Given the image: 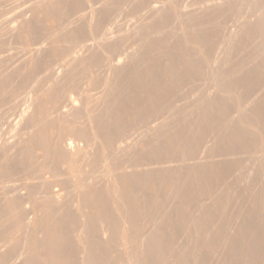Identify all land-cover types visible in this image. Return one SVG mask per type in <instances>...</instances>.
Wrapping results in <instances>:
<instances>
[{
	"label": "bare ground",
	"instance_id": "6f19581e",
	"mask_svg": "<svg viewBox=\"0 0 264 264\" xmlns=\"http://www.w3.org/2000/svg\"><path fill=\"white\" fill-rule=\"evenodd\" d=\"M18 1V0H17ZM16 1V2H17ZM31 1V0H30ZM34 1V0H33ZM37 0H35L34 2H36ZM54 1V0H53ZM52 1V2H53ZM61 1V0H60ZM59 1V2H60ZM63 1V0H62ZM85 1V0H84ZM89 1H91V0H87V8L89 9L88 10V14H87V16L88 17H90V19L92 20V18L93 17H96V15L95 16H93L94 15V13H95V11H96V9H97V6H96V4H95V2H94V0L92 1V2H94V4L92 3L91 4V2H89ZM98 1H100V4L102 3V5L104 4V5H106V2H107V4L110 2V1H106L105 0V3H104V0L102 1V0H98ZM102 1V2H101ZM112 1H116V0H112ZM112 1L109 3L110 4V6H108V8L110 7V8H112L113 6L115 7V5H113L112 7H111V5H112ZM123 0H121V2H122ZM124 1H126V0H124ZM133 1V0H132ZM134 1H137V0H134ZM141 1H144V0H140L138 3L139 4H141ZM146 1V0H145ZM180 1V2H179ZM184 1V0H183ZM190 1V2H189ZM198 1V0H197ZM234 1H236V5H237V0H202L201 2L200 1H198L197 3H196V7H195V3H193V5H194V7H195V9L197 8L199 11H195V10H192L193 12H191V11H189L190 9H192L193 8V5H191V7H190V9L188 10V11H185V7L186 6H189L188 4L189 3H191V2H196V0L195 1H193V0H186V2H188V4H186L185 3V5H182V2H181V0H178L177 2L179 3H177V2H175V0H154V1H151V3H150V1H149V3L146 1V3H148L149 5L147 6V5H144V10L142 9V7H140V9H142L143 10V12H142V14L140 13V10L137 12V10H136V8H138V7H136V4H137V2H136V4L134 3V5H135V9L133 8V5H131V7L134 9H130V8H127L128 6H126V8L124 9V11H126V10H128V11H133V13L135 14L136 12L137 13H140V15H139V17L138 18H136V16H134V18L136 19V20H134V18L132 19V21L134 20L135 22L133 23L134 25V28L133 27H131V29H130V31H132L133 29H134V31L136 30V28H137V26H142V27H144L145 26V24L147 23V21H149L148 23H150L151 22V20L154 18L153 16V14H156L155 15V17L156 16H158L157 14H159L160 13V15L162 14V16H160L161 18H158V19H156L157 21L159 20L160 21V19H161V23L162 22H165L164 21V19H165V15H166V17H168V18H170V17H175V20H178V22L176 23L175 21L173 22L174 24H178L175 28L172 26V24L173 23H170L171 24V26L169 25V24H167V26L169 25V27H173L174 29L172 30L171 29V33H170V31H167L166 29L168 28L169 29V27H165V26H163L162 28H163V30L161 31V29L159 30L158 28H157V32L158 31H160V34L161 33H163L164 34V31L166 30V32L167 33H170V34H168V36L170 35V37L168 38V36H167V34L165 35H163V37H161V35H160V37L159 36H157L158 38H163V40L162 39H158L157 41H156V39L157 38H155V40H154V37H153V35H155L154 33V31L156 30L155 28H153V29H150L149 30V28L151 27V26H149V27H147L148 25L146 24V27L144 28L145 30L143 31V28H142V31H140V29H139V31L138 32H141V34H142V32H149L150 33V35H152L151 34V32L153 31V35L151 36L153 39H151L149 36L147 37L146 36V33H145V35L143 34V37H142V35L141 34H139L140 35V37H142L143 38V41L145 42L144 44H145V46H147L146 48H148V42H146L148 39L150 40H153V41H155L156 43L159 41V40H161V41H166V43L165 44H167V42H170V40L169 39H171L172 40V43L170 44H168V46L166 45H163L164 43H162L161 42V44L163 45V48H164V46L166 47V48H164L165 50H163V54H161L160 52H159V54H161L162 56H165V57H163L164 58V61L166 60L167 61V66L165 67V68H162V69H164V72H168L169 73V75H168V73H165L167 76H168V79H169V76H170V79L169 80H171V83L169 84L168 82H170V81H168L167 83H168V85H170V88H169V90H171V91H166L165 90V88L167 89L169 86H167L164 82H163V84L164 85H166L165 87H164V89H163V86L164 85H161L162 84V78L163 77H165V76H162L161 77V79H160V77H159V75H157V73H155L154 72V74H152L153 72L152 71H148L149 70V68H148V72H152L150 75L151 76H149L148 74V72L146 71H144L145 73H142V74H146V73H148L147 75L149 76H147V75H145V79H143V78H141V80H140V84L138 83V79H139V77H138V79L137 78H134V79H137V83L139 84V86L137 85V83H135V82H132L131 84H129V85H133V83H135V85H137L138 86V89H139V87L141 88L140 89V91H139V93L137 94V95H132V97H131V95H128L129 97H131V98H129L130 100L129 101H127V96L126 95H122L123 97H124V99H121V98H123V97H120V96H115V97H117V99H114V96H112V95H109V93L107 92H105V96H103L104 94H101L100 93V91L102 92L103 91V89H105V87L100 83L99 85H97V82L96 83H90L91 84V86H92V88H93V84L97 87V89L98 88H101L102 86L104 87V88H102V90H100V89H98L99 90V94H101L102 95V97L104 98H106V96H107V94L110 96V99L112 100V97H113V101L115 100H117L116 102L117 103H115V101H114V106H113V108L112 107H107L108 106V104H107V106L105 107V109L106 108H108V109H111L110 111L108 110L107 112L108 113H106V111H105V109H103L102 108V110L103 111H105V114L106 115H108V116H106L104 113L103 114H101L100 112H98L97 113V111H96V107L94 106V105H96V104H94L93 103V101H92V103L94 104H90V101H89V104H90V106L89 107H87V104H88V100L89 99H87V103L86 102H84V104H86V106L84 107V108H90L91 106H94L95 107V109H93L96 113H97V115H96V113H91V109H89V111L87 110V108H86V110L85 109H83L82 111H80V112H82V113H85V116H86V114H87V117L85 118L84 117V115H82L80 112H79V114L81 115V117H84L86 120H87V123H89V126H88V128L89 129H86V127L87 126H85L84 127V129H83V127H82V129H81V127H79V128H76L74 125H76L75 123L73 124V126L71 125V122H75V121H77V119H79V118H81V117H78V115H77V113H78V106H77V104H79V101H82V100H80L82 97L81 96H79V97H81V98H79V101H78V97H77V95L75 94L76 93V91L73 89V88H71V92L70 93H72L73 91H75L73 94H75V96L77 97L76 99H64V98H62L63 100H57V98L56 97H58V99H59V97H62L65 93H66V95H67V92H69L68 91V89H67V91L65 92L64 91V89H65V87L67 88H70V84H68V83H70L71 81H72V74H75L74 72H71V73H69V74H71L70 76H71V78H70V76H69V78H70V80L71 81H67V80H69V79H65V80H63V83L65 84V83H67V85L65 86V87H62V86H57L56 84H55V81H56V83H57V81H60V80H57L56 79V77H52L53 79L55 78V81L53 80V82L52 83H54L55 85H53L52 83H50L51 81H49L48 83H50V85L48 86V87H46V88H48V90L49 91H51L52 93H53V89L55 88V86H57V87H60L61 89H62V92H63V94H61V93H56V94H54L56 91L58 92L59 90H61L60 88L58 89V88H55V89H58V90H55V92L53 93L54 95H56V97L54 96V98H55V101H57L58 103H59V101H60V105H58V107L57 108H53V107H51V110H50V108L48 109V112L47 111H45V109H43V108H45V105H47L46 103H45V105L43 106V105H41V102L39 101V103L38 104H40L39 105V107H43L42 109L44 110L43 111V113H45L44 114V116L43 115H40V113L39 114H37V112L39 111L38 109V107H36V105H35V101L34 100H36V99H33V105H34V111L36 112V113H34V111H32L34 114H36V116H39L40 115V119H36V121L34 122L33 121V123H31V124H33L32 126L30 125V130H27V132H25V134L23 133L21 136H19L20 137V139L22 140H20L19 138V140L21 141V143L23 142V143H25V148H22V147H20V148H22L23 149V152H21L22 154L20 155L19 154V156L20 157H17V159H18V161L20 162L19 164H22V166H24V168L25 169H27V170H31V169H35V171L37 170V168H35L34 166L36 165V167H37V164H38V166H40L41 165V163L43 164H49L50 166H52L51 168H53V170L51 169V168H48V166L46 167L45 165V167H46V169H48V171H54V172H52L51 173V176H48L47 174V176H45L44 174H43V172H42V170H44L45 171V167L43 166V165H41V166H43V168H41V166H40V169H42V170H40V172H42V173H39V171H38V173L39 174H41V175H38V173L37 172H35L34 170H32V172H31V174H30V176H29V174H28V177L27 176H24L26 179L24 180V181H22V179H24V178H22V179H20V181L21 182H19V181H15V180H13V181H11L10 179L9 180H5V178L7 179V175L8 174H11L12 172H14V171H12L11 170V168L10 167H12V166H10V164L9 163H11L10 162V160L14 157V156H17V154H14V153H17V152H19V151H22V149H18V150H14V149H12V148H10L7 152H5L4 154H2L3 155V157H2V155H0V157L2 158H0V166H5V171H4V173H2V175L3 176H6L5 178H3V179H0V198H2L3 200H5V201H7L6 202V204H5V206H3L2 208H1V206H0V248H1V250H3V255H4V264H16L18 261H19V259H21V257H23V261H25L27 264H170L171 262H169V260H165L164 258V256L166 255L165 254V251L166 250H168V248H169V246H170V244H172L171 242H170V240L171 239H167L166 238V235H164L163 234V230H162V226H160L161 225V223H163L165 220L167 221V222H169L167 219H168V217H170V218H172L173 216L171 215V214H173L172 213V211L170 210V208H168L166 205H167V201L165 202L163 199H164V195H163V199H162V201H160V202H158L159 200H160V197L161 196H158V195H161V194H158L157 195V199H158V197H159V200L157 201V203H160V204H156L157 206H161V207H156V205L155 204H152V206L150 207L149 205H151L150 204V200L149 201H147V202H145V199H147L148 200V194L146 195V194H143L142 193V195L141 196H139L140 195V193L141 192H144V190L147 188L146 186V184L148 183V181H152V180H155V181H159L160 183L159 184H162V182L161 181H165L166 180V183L168 182L169 184H167L169 187H171L170 188V191H171V189H173V191H175L174 193H173V191L172 192H170L169 191V189L167 190V191H169V192H166L167 194H171L169 197H171V196H175L176 197V195L177 194H180V196H182L181 198L182 199H184V198H186V199H188V201L189 202H187V201H184V202H186V203H189V204H187L188 206L190 205V209L191 210H188V211H185V212H180V216L181 217H183L182 219L183 220H181V223L179 222V224L178 225H176L175 227H173V226H171V230H172V227H173V229L174 230H176V231H174V230H172L173 232H174V234L175 233H177V235L180 233V231L178 232V230H181V229H185V226H186V228H188L187 230H192L195 234H198L199 232H198V230L200 229L199 228V224H198V222H201L200 220L202 219L203 221H206V218H209L210 217V215H209V217H205V219H203V217H202V214H204V216H206L205 214H206V207H208L209 206V203L208 202H206L207 200L210 202L211 201V203H210V205L211 204H214L213 202H212V200L213 199H215L216 198V201H219V203L218 202H216V203H218V204H220L218 207L215 205V207H217L215 210H214V206L213 205H211V207L213 206L214 208H212L213 209V211H212V213L213 214H215V213H217V215H218V218H215L216 220H218L216 223L217 224H215L216 225V228L217 229H215V226L214 225H212V226H214V228L212 227V229H215L214 231H210V230H212V229H210L209 227H208V231L206 232V233H204L203 231H204V228L202 229V232H203V234L201 235L202 237L200 238V236L199 235H197L198 237H199V239H197L196 237V239L195 238H193L194 240H195V243H196V245H197V243H198V245L197 246H202L203 244L201 243L202 241L203 242H205L204 240H206L209 244H210V242H212L210 245H212V248L214 249V247H215V243L214 242H216V243H218V242H220L219 240H220V237L222 236V232H224L223 231V228H224V230H226V228H228V233L227 234H229V232L231 233V234H229V235H235V234H233L232 233V229L230 228V227H226V226H230V225H232L231 223H233L232 221L234 220V222H235V218H237V220L239 219L240 221L242 220V218L243 217H246V218H243V220L244 219H246V220H244V222L246 223V225H247V228H249L248 227V225H253L254 227H258V226H260L263 230H264V228L262 227V226H264V191L261 189V191L262 192H259L258 190H256V191H258V194H254V193H256V191L253 193V192H251L250 194H251V196L253 195V198H254V196H255V198L253 199L256 203H255V206L258 204V202L257 201H259V205H260V208H259V213L258 214H256L255 213V215H253V217H252V215H249L250 213H249V211H248V213H247V211H245V210H243L242 211V209H243V206H242V209H240V211L238 212V209L237 208H240V207H238V205H237V207H236V209L235 210H233V213H231L230 214V212L229 211H232V210H230V209H233L232 207H230V209H228V207L229 206H233L232 204H235V201L234 200H236V199H234V200H232V196H231V198H229V190L230 191H233V187L235 186V183L233 182L232 184H234V186L233 185H231V178L233 179V177H235L233 174H235V172H236V170H237V172H243V171H249L250 173H252V172H254V174H256V175H258L257 177H259V181L261 182L262 180L264 181V125L262 124L263 122H264V116H263V110L262 111H260L262 108L260 107V109L259 110H257L256 109V105H254L255 106V109L254 108H252V107H254V106H251V113H253V109L257 112V111H259L260 113H261V115L260 116H256V115H258L255 111H254V113L253 114H251V113H249L248 111V113H246V112H244L245 110H243V111H241V107L244 109V107L243 106H241L243 103H245V102H247L246 101V99L245 100H241V98H238V97H236V96H233V94H234V89L237 87V88H240L239 87V85H237V83L240 81H238V80H232V76L233 75H235L234 73V71L235 70H233V69H231L230 70V68L229 69H227V71H226V74H223L224 76H222V78H218V79H213V82H210V84H209V82H208V84L209 85H205V83H207V82H204V81H206V80H202V79H200V78H197V79H200V81H202V83L204 82V89H202L203 91H202V93H203V95H202V93H199L201 96V98L199 97V96H197L198 98H197V100H196V102H195V104L194 105H196L195 106V108H194V105H193V103H190L189 104V102H191V99L194 97L195 98V96L197 95V94H195L194 95V93L192 92V90H190L189 88H191V89H194L195 90V88H194V86L196 85H193V88L192 87H187L188 85H190V84H186L185 85V87H187V88H184L183 86H184V84H185V82H187L188 81V83L190 82H193V78H194V82L197 80H195V78H196V75H199V73H204V70H205V67H204V63L206 64V66H208L209 67V70H208V72L210 71V69H211V71L213 70H215L217 73H218V70L221 72V70H224L225 69V67H224V65H228L229 64V66L230 65H232L231 63V60L232 59H230V58H232V55L233 54H231V50H233V52H234V49H232V47H234L233 45L236 43V42H238V44L237 45H239V42H240V40H242V39H239L238 40V35H239V33H241V32H238V28H239V26L241 27L242 25L241 24H243L244 22H248V20L246 19V18H248L249 17V14L251 15V13H253V12H255L254 14L255 15H257L258 16V14L259 15H261V16H263L262 18H261V16H260V18L262 19V20H260V18H259V21H260V23L258 24V23H256V26H264V15H262V13L264 14V10H263V8H262V6L261 5H259V4H262V5H264L263 4V0H246L247 1V6H249V7H241V6H243V4L241 5L240 3H238V4H240V7H238L239 9H236L237 8V6H235V3H234V5L232 4V6L233 7H236V8H233V7H230V5H231V3H233ZM244 1V0H243ZM246 1H244V2H246ZM254 1V2H253ZM256 1V2H255ZM14 2V1H13ZM20 2V1H19ZM24 2V1H23ZM29 2V1H28ZM38 2V1H37ZM42 2V1H41ZM40 2V3H41ZM45 2V1H44ZM48 2H50L49 0H48ZM80 2H81V0H80ZM185 2V1H184ZM239 2H240V0H239ZM2 3V2H1ZM0 3V4H1ZM54 3V2H53ZM77 3V2H76ZM127 3H130L129 1H127ZM126 3V4H127ZM180 5L181 7H179L178 5ZM200 3V4H199ZM243 3V2H242ZM4 4V2L1 4V5H3ZM42 4H44L43 2H42ZM41 4V5H42ZM54 4H56V0H55V3ZM61 4V3H60ZM97 4H98V8H99V2H97ZM114 4V3H113ZM116 5L117 4H119V2L118 3H115ZM130 4H133V3H130ZM143 4H144V2H143ZM184 4V3H183ZM249 4V5H248ZM0 5V6H1ZM5 5V4H4ZM82 5H84V3H82ZM102 5H100V6H102ZM104 5L102 6V7H104ZM25 6V5H24ZM23 6V7H24ZM46 6V5H45ZM49 6V5H48ZM62 6V5H61ZM118 6H120V5H118ZM117 6V7H118ZM141 6H143V5H141ZM258 6H261V8L259 9L258 8ZM21 7H22V5H21ZM20 7V8H21ZM37 7V6H36ZM39 7V6H38ZM51 7V6H50ZM72 7V6H71ZM123 7H125V6H123L122 5V8ZM228 7H230L231 9H235V11L237 10V12H235V13H238V12H240V8H241V13H239V14H236V15H238L237 17H236V15L234 14V16L236 17V18H233L231 21H229V22H231V23H226V24H228V25H226L225 27H223V29L225 28V30L226 31H224V30H222V32H223V35H222V40L220 41L221 42V44H217V46L216 47H213V48H211V46L209 47L208 45H210V44H208L213 38H214V40H215V36L216 35H214V37L213 36H211L212 38H210L211 40L210 41H207L205 38H204V36L202 35V33H203V30H205V29H200V27H199V29L198 28H195V27H198L197 25H199L200 23H204V21H206L207 19L206 18H204L203 19V16L204 15H206L207 16V14L208 13H210L209 15H212L213 16V11H212V9H214V11L216 12V13H218V14H216L215 13V15H218L219 17L220 16H222V15H219V13H223ZM5 8V7H4ZM31 8V7H30ZM70 8V7H69ZM81 8V7H80ZM109 8V9H110ZM188 8V7H187ZM245 8H246V11H245ZM256 8H258L259 9V13L258 14H256L257 12H258V9H256ZM37 9V8H36ZM54 9V8H53ZM59 9H61V7L59 8ZM66 9V8H65ZM77 9V8H76ZM104 9H105V7H104ZM104 9H102V11H104ZM114 9H116V8H114ZM114 9H112V13L114 12L113 10ZM229 9V8H228ZM255 9L257 10V12L255 11ZM262 9V10H261ZM13 10V9H12ZM21 10V9H20ZM39 10V9H38ZM37 10V11H38ZM70 10H71V8H70ZM74 10V9H73ZM81 10V9H80ZM79 10V11H80ZM111 10V9H110ZM109 10V11H110ZM230 10V9H229ZM239 10V11H238ZM4 11H5V9H4ZM3 11V12H4ZM18 11V10H17ZM35 11V10H34ZM82 11H85V12H87L86 10H82ZM99 11V10H98ZM106 11H108V9L106 10ZM106 11L104 12V13H106ZM108 11V12H109ZM116 11V10H115ZM127 11V12H128ZM195 11V12H194ZM231 11V10H230ZM261 11H263V12H261ZM6 12H8V11H6ZM19 12V11H18ZM22 12V11H21ZM27 12V11H26ZM75 12V11H74ZM108 12H107V14H108ZM127 12H125V13H127ZM162 12H164V13H162ZM173 12H175L174 14H172ZM211 12H213V13H211ZM13 13V12H12ZM15 13H17V12H15ZM97 13H99V12H97ZM96 13V14H97ZM102 13V14H101ZM112 13L110 12V14L112 15ZM115 13V15H117V13L118 12H114ZM124 12H123V14H125ZM131 14H132V12H130ZM130 13H128V16L129 15H131ZM135 14V15H138V14ZM165 13H167L169 16L172 14V15H174V16H167V14H165ZM203 14L202 16H201V14ZM230 13V12H229ZM261 13V14H260ZM11 14V13H10ZM9 14V15H10ZM26 14V13H25ZM34 14V16H35V13H33ZM82 15L84 14V12L83 13H81ZM110 14H108V15H110ZM200 16H199V15ZM231 14H233V13H231ZM230 14V15H231ZM8 15V16H9ZM12 15V14H11ZM21 15V14H20ZM80 15V14H79ZM86 15V14H85ZM98 15H103V12H100V14H98ZM108 15L107 16H105V17H108ZM114 15V14H113ZM253 15V14H252ZM254 15V16H255ZM2 16L3 15H1V19H2ZM5 16V15H4ZM16 16V15H15ZM25 16V15H24ZM24 16H22V17H24ZM33 16V17H34ZM84 16V15H83ZM118 16V15H117ZM116 16V17H117ZM124 16V15H123ZM132 16H133V14H132ZM218 16H217V18H218ZM253 16V17H254ZM256 16V17H257ZM6 17V16H5ZM73 17V16H72ZM99 16H97L96 17V20H97V18H98ZM104 17V18H105ZM119 17V16H118ZM198 17H200L198 20L199 21H202V22H200L199 24H198V22L195 24L194 22H195V20L198 18ZM208 17H210L209 19L210 20H212L213 18H211V16H208ZM207 17V18H208ZM214 17V16H213ZM231 17V16H230ZM251 17V16H250ZM249 17V18H250ZM259 17V16H258ZM14 18V17H13ZM76 18H78L79 19V16L77 17L76 16ZM80 18H81V16H80ZM100 18V17H99ZM104 18H100L102 21H104L105 22V20L107 21V19H109V18H106L105 20H104ZM113 18H114V16H113ZM112 18V19H113ZM215 19H216V16L214 17ZM227 18V17H226ZM5 19V18H4ZM3 19V20H4ZM38 19V18H37ZM36 19V20H37ZM55 19H56V17H55ZM82 19V18H81ZM95 19V18H94ZM99 19V20H100ZM115 19V18H114ZM113 19V21H112V23L115 21ZM124 19V18H123ZM155 19V18H154ZM153 19V21H155ZM206 19V20H205ZM251 19V18H250ZM256 19V18H255ZM258 19V18H257ZM6 20V19H5ZM5 20H4V22H5ZM9 20V19H8ZM10 20H11V18H10ZM13 20V19H12ZM43 20H45V19H43ZM77 20V19H76ZM100 20V21H101ZM110 20H111V18H110ZM110 20H108V21H110ZM118 20H121V19H118ZM117 20V18H116V21H118ZM125 20H126V18H125ZM163 20V21H162ZM174 19H172V21H173ZM214 20V19H213ZM219 20V19H218ZM224 20H225V17H224ZM245 20H247V21H245ZM16 21V20H15ZM38 21V20H37ZM57 21V20H56ZM72 21V20H71ZM75 21V20H74ZM80 21V20H79ZM82 21V20H81ZM83 21H84V19H83ZM95 21V20H94ZM93 21V22H94ZM101 21V22H102ZM107 21V22H108ZM115 21V23L113 24L114 26L115 25H117L116 22ZM158 21V22H159ZM171 21V22H172ZM208 21V20H207ZM206 21V22H207ZM217 21V20H216ZM216 21H214V22H216ZM252 21H254V20H252ZM9 22V21H8ZM7 22V23H8ZM12 22V21H11ZM11 22H9V23H11ZM18 22H20V24L22 23L21 21H18ZM26 22V21H25ZM24 22V23H25ZM28 22V21H27ZM61 22V21H60ZM64 22V21H63ZM75 22H77V21H75ZM86 22H87V19H86ZM85 21H84V23H86ZM88 22H89V18H88ZM92 22V21H91ZM93 22H92V25H93ZM98 22V21H97ZM101 22H100V25L102 26V25H104L105 23H103V24H101ZM120 23L122 22V21H119ZM130 22V21H129ZM159 22V23H160ZM225 22H226V20H225ZM15 23H17V22H15ZM39 23V22H38ZM42 23H44V22H42ZM112 23H111V25H112ZM123 23V22H122ZM152 24V26H154V24H153V22H151ZM156 23V22H155ZM167 23V22H166ZM165 23V24H166ZM168 23H169V21H168ZM184 23H191L190 25L189 24H187V26H186V24L185 25H183ZM211 23V22H210ZM218 23H219V21H218ZM223 23H224V21H223ZM5 24V23H4ZM13 24H14V22H13ZM12 24V25H13ZM25 24H30L29 22L28 23H25ZM62 24V23H61ZM82 24H83V22H82ZM108 24H109V22H108ZM157 24V26H158V23H156ZM163 24V23H162ZM194 24V25H193ZM206 24V23H205ZM205 24H200L199 26H201V27H203L204 28V25ZM209 24V23H208ZM213 24V23H212ZM220 24H222V17H221V22H220ZM225 24V23H224ZM248 24H250V23H248ZM254 24V23H253ZM3 25V24H2ZM75 25V24H74ZM84 25V24H83ZM86 25H88V23H86ZM94 25H96L95 24V22H94ZM100 25H99V28H100ZM106 25H107V23H106ZM111 25H108L110 28H111V30L112 29H114L115 27H113V25H112V27H111ZM118 25H119V23H118ZM117 25V26H118ZM123 25V24H122ZM127 25V24H126ZM130 25H132L131 24V22H130ZM160 25V24H159ZM196 25V26H195ZM217 25V24H216ZM0 26H1V24H0ZM5 26H6V24H5ZM4 26V27H5ZM11 26V25H10ZM23 26H24V24H23ZM40 26V25H39ZM58 26V25H57ZM63 26V25H62ZM97 26H98V24H97ZM108 26H103L104 28H107ZM124 26V25H123ZM245 26H247L246 24H245ZM256 26H253L254 27V29H255V27ZM7 27V26H6ZM14 27V26H13ZM20 27V26H19ZM64 27V26H63ZM78 27V26H77ZM76 27V28H77ZM103 27H101V28H103ZM108 27V28H109ZM118 27H120V25L118 26ZM126 27V26H125ZM125 27H123L124 29H125ZM130 27H128V28H130ZM160 27H161V25H160ZM248 27V26H247ZM8 28V27H7ZM6 28V29H7ZM15 28V27H14ZM21 28V27H20ZM24 28H26V27H24ZM37 28V27H36ZM40 28V27H39ZM43 28V27H42ZM67 28V27H66ZM98 28V27H97ZM100 28V29H101ZM108 28H107V30H108ZM109 28V29H110ZM165 28V29H164ZM207 28V27H206ZM231 28V29H230ZM244 28V27H243ZM242 28V31L244 30ZM252 28V27H251ZM257 28V27H256ZM260 27H258V29H259ZM32 29H34V28H32ZM44 29V28H43ZM62 29V28H61ZM72 29V28H71ZM75 29V28H74ZM79 29V28H78ZM82 29H84V28H82ZM86 29V28H85ZM115 29H117V28H115ZM138 29V28H137ZM201 32H199L198 30ZM209 29H210V27H209ZM213 29V28H212ZM228 29V30H227ZM253 29V28H252ZM252 29H251V31H252ZM264 29V28H263ZM4 30V29H3ZM8 30V29H7ZM7 30H6V32H7ZM16 30L18 31V29L16 28ZM15 30V31H16ZM39 30V29H38ZM98 30V29H97ZM97 30L95 29V32L97 33ZM106 30V29H105ZM106 30V31H107ZM121 30V29H120ZM126 30H128L129 31V29H127V27H126ZM239 30L241 31V29L239 28ZM245 30H246V28H245ZM256 30V29H255ZM254 30V31H255ZM260 30V33L259 34H257V35H259L260 37H262V34H263V36H264V33H262L261 34V32H264V30L262 31V27H261V29H259ZM9 31V30H8ZM44 31V30H43ZM64 31V30H63ZM78 31V30H77ZM82 31V30H81ZM92 31V33H93V29L91 30ZM99 31V30H98ZM114 31V30H113ZM124 31V30H123ZM128 31H124V32H127L128 33ZM133 31V32H134ZM13 32V31H12ZM11 32V34H13L14 35V33H12ZM23 32V31H22ZM28 32V31H27ZM45 32V31H44ZM62 32V31H61ZM95 32L92 34L91 32H89L90 34H92V36L94 37V35H95ZM110 32H111V34H110ZM118 32V31H117ZM122 32V31H121ZM165 32V33H166ZM206 32V31H205ZM222 32H221V34H222ZM247 32V31H246ZM246 32H245V35H244V37L246 36ZM256 32H257V30H256ZM259 32V31H258ZM257 32V33H258ZM33 33V32H32ZM39 33V32H38ZM37 33V34H38ZM103 33V31H101V34ZM109 33V34H108ZM130 33L131 32H129V36H130ZM135 33H137V30H136V32ZM207 33H209V32H207ZM206 33V34H207ZM218 33V32H217ZM244 33V32H243ZM248 33H251V32H248ZM10 34V33H9ZM8 34V35H9ZM16 34V33H15ZM58 34V33H57ZM61 34V33H60ZM81 34V33H80ZM107 34V35H106ZM114 34L115 35H113L112 34V31H108L107 33H105V34H102V35H105V36H103V37H101V40L100 39H98V38H94V39H98V40H100L99 41V45H100V50L101 49H103V48H105L106 46L105 45H110V43H113V41L114 40H116V39H118L119 41H120V39H121V37H123V39L122 40H125L126 41V38H128L129 36H125L124 34H123V32L122 33H120V31L118 32V37H116V33L114 32ZM120 34H123L124 36H125V38H124V36L123 35H120ZM137 34V36H139ZM205 34V33H204ZM221 34H220V36H221ZM253 34V33H252ZM252 34H250V35H252ZM261 34V35H260ZM31 35V34H30ZM64 35V34H63ZM89 35V34H88ZM121 37H120V36ZM133 33L131 34V36L133 37ZM136 35V34H135ZM134 35V37H136ZM147 35H148V33H147ZM158 35V34H157ZM173 35H175L174 37H173ZM211 35H212V31H211ZM254 35V34H253ZM7 36V35H6ZM12 36V35H11ZM17 36V34L14 36V37H16ZM19 36V35H18ZM45 36V35H44ZM58 36V35H57ZM91 35H89V39H90V37H92ZM99 36V35H98ZM97 36V37H98ZM147 37L148 39L145 41L144 40V37ZM167 36V37H166ZM206 36V35H205ZM207 36H208V34H207ZM210 36V35H209ZM254 36H256V35H254ZM9 37V36H8ZM46 37V36H45ZM61 37V36H60ZM81 37V36H80ZM93 37L91 38V39H93ZM132 37H130L129 39H131V40H127V42H125V47L129 44L128 43V41H130V42H133L132 41ZM145 37V38H146ZM239 37H243V34L241 33V36H239ZM243 37V38H244ZM248 37V36H247ZM252 37V36H251ZM12 38V37H11ZM25 38V37H24ZM34 38V37H33ZM33 38L31 39V40H33ZM56 38V37H55ZM58 38V37H57ZM75 38V37H74ZM116 38V39H115ZM120 38V39H119ZM141 38V39H142ZM217 38H219V35L217 36ZM262 38H264V37H262ZM13 39V38H12ZM47 39H50V38H47ZM59 39V38H58ZM80 39H82V38H80ZM80 39L78 40L79 41V43H80ZM87 39H88V37H87ZM93 39V40H94ZM136 40H134V38H133V40L134 41H136V45H135V48H136V46H137V44H138V42L141 44V42L140 41H142L141 39L138 41V39L139 38H135ZM246 39H249V37L248 38H246ZM257 39V38H256ZM258 39H260L261 40V42H263V44L262 45H264V41H262V39L261 38H258ZM2 40V39H1ZM6 40V39H5ZM51 40H53V39H51ZM75 40H76V38L73 40V39H71V41H74L75 42ZM118 40L115 42L114 41V43H116V45H114L115 46V50L117 49V48H119V51H120V49L122 48H120V47H116V46H121V45H119V44H121V43H119L118 44ZM121 40V42H123V44H124V41H122ZM148 40V41H149ZM150 40V41H151ZM174 40V41H173ZM252 40L254 41H252L253 43H255V39H253V37H252ZM4 41V40H3ZM10 41V40H9ZM14 41V40H13ZM39 41V40H38ZM64 41V40H63ZM70 41V40H69ZM78 41H76V42H78ZM89 41V40H88ZM87 41V42H88ZM92 41V40H91ZM149 41V42H150ZM153 41H151L150 43H152ZM245 41V40H244ZM243 41V42H244ZM258 41V40H257ZM256 41V42H257ZM17 42H18V40H17ZM23 42V41H22ZM25 42V41H24ZM23 42V43H24ZM86 42V43H87ZM94 42V41H93ZM93 42H92V44H93ZM95 42H97V43H95ZM95 42H94V45H97L98 44V41H96L95 40ZM154 42V43H155ZM219 42V43H220ZM250 41H248L247 42V40H246V43H249ZM15 43V42H14ZM20 43V42H19ZM23 43H21V44H23ZM32 43V42H31ZM39 43V42H38ZM51 43V42H50ZM68 43V42H67ZM78 43V44H79ZM113 43V44H114ZM126 43H128L127 45H126ZM135 43V42H134ZM143 43V42H142ZM147 43V44H146ZM155 43V44H156ZM216 43V42H215ZM234 43V44H233ZM245 43V42H244ZM0 44H2V43H0ZM10 44V43H9ZM21 44H20V46H21ZM25 44V43H24ZM46 44V43H45ZM49 44V43H48ZM52 44H53V42H52ZM66 44V43H65ZM74 44V43H73ZM76 44V43H75ZM75 45V46H79L80 48H81V52H83L82 51V47H81V45L79 44V45ZM113 44H111V45H113ZM160 44V43H159ZM158 44V45H159ZM189 44H191V45H189ZM242 44V43H241ZM251 44V43H250ZM260 44V43H259ZM17 45H18V43H17ZM89 45V44H88ZM93 45V46H94ZM110 45V46H111ZM152 45V44H151ZM150 45V46H151ZM154 45V44H153ZM158 45H156V47H154V46H151V48H150V51L151 50H153L154 48H156L155 50H153L154 52L157 50H159V48H157V47H159ZM162 45H161V48H162ZM214 45V43L212 44V46ZM255 45V44H254ZM253 45V46H254ZM258 45V44H257ZM4 46V45H3ZM11 46V45H10ZM45 45H40V47H38L39 49L40 48H42V47H44ZM59 46H61V45H59ZM63 46V45H62ZM105 46V47H104ZM107 46V48L109 49L110 47H108ZM123 46V47H124ZM145 46L143 45V48H145ZM251 46V45H250ZM260 46V45H259ZM50 47V46H49ZM79 47H77L79 50H80V48ZM95 47H97V50L99 49L98 47L99 46H95ZM129 47H131L130 45L128 46V48ZM139 47V46H138ZM137 47V48H138ZM154 47V48H153ZM208 47H209V49H208ZM237 47V46H236ZM243 47H244V45H243ZM248 47H249V44H248ZM252 47V46H251ZM258 47V46H257ZM261 47V46H260ZM260 47H259V49H260ZM8 48V47H7ZM62 48V47H61ZM66 48V47H65ZM68 48H70V47H67V49ZM72 48V47H71ZM70 48V49H71ZM90 48H92V47H90ZM89 48V49H90ZM127 47H126V49L124 50V48H123V51L121 50L120 52H118V54L116 53V55L114 54V52L111 50V53H112V55L114 54L115 55V57H114V55H113V59H112V57H111V60L109 61V59H110V56L109 55H111V53L109 54V51H107L106 49H105V51H101L102 53H104V56H106V58L104 59V57H103V59L105 60V61H107L106 59H108V61L106 62L107 64H108V68H107V66H106V64H105V62H103V59L102 60H99L98 61V63L100 62L101 63V61H102V63L101 64H104L103 66L105 67V68H103L102 66H101V73H99L101 76L103 75V71L107 68V70L105 71V75H106V73H107V76H105L106 78L108 77V79H109V76L111 75V73H113V72H116V73H118L119 74V72H117L118 70H123V68H125V70H123V72H126V73H129V74H131L132 75V73L131 72H133V70L134 69H136L134 72H136V71H138V70H141L142 69V67H148V66H146L147 65V61L145 62V61H142V63H143V65L144 66H142L141 64L142 63H138L137 62V58H138V56H137V54L139 55L141 52H138L140 49H143L142 48V45H141V48L138 50L137 48V52L138 53H136V52H134L133 51V49L131 48H129L128 49ZM145 48V49H146ZM153 48V49H152ZM216 48V49H215ZM230 48H231V50H230ZM240 48H241V45H240ZM239 48V46H238V48H236V49H240ZM13 49H14V47H13ZM21 49V48H20ZM23 49H24V47H23ZM58 49H60V48H58ZM64 49V48H63ZM75 49V50H74ZM78 49H76V47L75 48H73V49H71V51H74L73 52V54H72V56L74 55L75 57H76V54H81V52L79 53V51H78ZM94 49V48H93ZM110 49H113L114 50V47L113 48H110ZM144 49V50H145ZM211 49L213 50L214 49V51H212V52H210L209 53V51H211ZM258 49V50H259ZM264 49V48H263ZM263 49H261L262 51H263ZM1 50V49H0ZM38 50V49H37ZM43 50V49H42ZM46 50V49H45ZM55 50H57V49H55ZM69 50V49H68ZM95 50V49H94ZM100 50H98V51H100ZM114 50V51H115ZM131 50V52H133L134 54H136V56L137 57H132V56H130V57H132V58H134V61L136 60V65H137V68L139 67V68H141V69H137V68H135L134 66L132 67V63H131V67L133 68V69H131L130 70V65H127V67L129 68L127 71H126V65H125V62L127 61L126 59L128 58V60H129V51ZM162 50H160L161 52H162ZM192 50V51H191ZM209 50V51H208ZM246 50V49H245ZM260 50V51H261ZM19 51V50H18ZM35 51V50H34ZM92 51V50H91ZM98 51H97V53H95L96 55L98 54ZM118 51V50H117ZM146 51V50H145ZM150 51H149V49H148V51L146 52L147 53V55H148V52H149V54L151 55V53H150ZM152 51V52H153ZM230 51V52H229ZM21 52V51H20ZM24 52V51H23ZM45 52V51H44ZM56 52L57 51H55V54H56ZM66 52V53H65ZM65 52H62V53H65V56H64V54H62L61 52H60V57H65L64 59H66V57H68L67 55V50L65 51ZM94 52H96V50L95 51H92V53H94ZM237 51H235L234 53H236ZM249 52V51H248ZM264 52V51H263ZM69 53V52H68ZM102 53H101V55H102ZM144 52L142 51V54H143ZM146 53H144V54H146ZM228 53H230V55H228ZM261 53V52H260ZM29 54V53H28ZM28 54H26V55H28ZM58 54V53H57ZM82 54H84V53H82ZM79 55V56H81V57H79V58H82L83 57V55ZM106 54V55H105ZM142 54H140V55H142ZM153 54V53H152ZM156 54V53H155ZM154 54V55H155ZM158 54V57L160 56ZM242 54V53H241ZM241 54H239V55H241ZM10 55V54H9ZM19 55V54H18ZM43 55V54H42ZM63 55V56H62ZM69 55H71V54H69ZM101 55H97V58H95L94 56V58L95 59H97L98 60V58L101 56ZM111 55V56H112ZM130 55H133V54H130ZM145 56V55H143V57L144 58H147V57H151L150 55L149 56ZM157 55V54H156ZM228 55V56H227ZM238 55V54H237ZM247 55V54H246ZM252 55V54H251ZM263 55V54H262ZM22 56V55H21ZM36 56V55H35ZM73 56V58H75ZM85 57H86V54L84 55ZM103 56V55H102ZM109 56V58H107ZM161 56V57H162ZM244 56H245V54H244ZM243 56V57H244ZM260 56V55H259ZM26 57H28V56H26ZM43 57V56H42ZM59 57V60H57V62L59 63V62H65L64 61V59L63 58H60ZM154 57H156V56H154ZM158 57H156V58H158ZM256 57V56H255ZM25 58V57H24ZM23 58V59H24ZM71 56H69V61H71ZM78 58V59H79ZM93 58V59H94ZM132 58H130V59H132ZM149 58H147V59H149ZM155 58V59H156ZM163 58H161V59H163ZM166 58V59H165ZM234 58V57H233ZM235 58H237V57H235ZM246 60H245V59ZM243 59V62L241 63V64H239V65H242L243 63L245 64H243L244 65V68L246 67V65H248V66H250L249 64H251V62L253 63L254 62V58L253 59H251L249 56H248V58H246V57H244ZM260 58H261V56H260ZM13 59H15V58H13ZM13 59H12V61H13ZM17 59V58H16ZM34 59H35V57H34ZM60 59H62V61H60ZM76 59V58H75ZM75 59H73V61H72V65H74L76 62H77V60H75ZM83 59V58H82ZM82 59H80L81 61L80 62H82ZM91 59H92V57H91ZM94 59V60H95ZM142 59V58H141ZM151 59V58H150ZM153 59V58H152ZM151 59V60H152ZM158 59H160V58H158ZM157 59V60H158ZM160 59V60H161ZM262 59V58H261ZM74 60H75V63H74ZM87 60H88V58H87ZM94 60H92V61H94ZM117 60V61H116ZM156 60V61H157ZM253 60V61H252ZM255 60H256V58H255ZM68 61V60H67ZM66 61V62H67ZM84 61H86V60H83V62ZM91 61V62H92ZM133 61V60H132ZM138 61H139V58H138ZM153 61H154V63H152V61H148L149 63V65L150 64H152V66L154 65V66H156L155 65V60L153 59ZM233 61V60H232ZM235 61V60H234ZM236 61H238V60H236ZM9 62V61H8ZM14 62H15V60H14ZM35 62V61H34ZM50 62V61H49ZM82 62V63H83ZM90 62V60H88V63ZM120 62V63H119ZM131 62V60H129V63ZM139 62H141V60L139 61ZM146 63V65H145V63ZM151 62V63H150ZM161 62V61H160ZM160 62H157V63H160ZM163 62V61H162ZM231 62V63H230ZM260 62H261V64L264 62L263 60L261 61L260 60ZM260 62H259V64H260ZM4 63V62H3ZM17 63H19V62H17ZM17 63H15L16 65H17ZM23 63V62H22ZM46 63V62H45ZM68 63V62H67ZM71 62H69L68 64L69 65H71L70 64ZM79 62H77L76 64H75V67H76V65H80V63L78 64ZM87 63V62H86ZM92 63H97L96 61H94V62H92ZM99 63V64H100ZM135 63V62H134ZM133 63V64H134ZM156 63V64H157ZM13 64V63H12ZM28 65H29V63H27ZM52 64V63H51ZM49 64L48 66H53V65H57V63H55V64ZM61 64V63H60ZM60 64H58V67L60 66ZM100 64V65H101ZM233 64H235V62L233 63ZM258 63H256V65H257ZM264 64V63H263ZM262 64V65H263ZM31 65V64H30ZM33 65V64H32ZM40 65V64H39ZM45 65H47V64H45ZM89 65L90 66H92V68H95V67H98V66H94L93 64H90L89 63ZM88 65V66H89ZM135 65V64H134ZM140 65L142 66V67H140ZM162 65H164V63L162 64ZM222 65H223V67H222ZM243 65L241 66V70H242V67H243ZM254 65H255V63H254ZM254 65H251V67L253 66L254 68L256 67V66H254ZM10 66V65H9ZM23 66V65H22ZM22 66H21V68H22ZM27 66V65H26ZM34 66V65H33ZM62 66L64 67V65H63V63L61 64V66H60V68H61V71L62 70H66V69H62ZM83 65L81 64L79 67H82ZM88 66H87V69H89V71H93L92 69L90 70V68H88ZM89 66V67H90ZM125 66V67H124ZM159 66V64H157V67ZM258 66V68H259V65H257ZM12 67V66H11ZM28 67H30V66H28ZM38 67V66H37ZM46 67V66H45ZM72 67V66H71ZM70 67V68H71ZM157 67H154V68H157ZM15 68H16V66H15ZM14 68V69H15ZM19 68V67H18ZM33 68V67H32ZM39 68H40V66H39ZM38 68V69H39ZM52 68V67H51ZM146 68H145V70H146ZM203 68H204V70H203ZM221 68H223V69H221ZM228 68V67H227ZM231 68H234V66H231ZM257 68V67H256ZM1 69H3V68H1ZM20 69V68H19ZM24 69V68H23ZM23 69H22V71H23ZM26 69V68H25ZM37 69V70H38ZM41 69V68H40ZM47 69H49L48 67H47ZM59 69V68H58ZM76 69V68H75ZM79 69V68H78ZM78 69H76V70H78ZM95 69H97V68H95ZM152 69H153V67H152ZM160 69V68H159ZM235 69V68H234ZM236 69H238V67L236 68ZM248 69H249V67H248ZM248 69H246V70H248ZM260 69V71L259 72H262L261 70V68H259ZM43 70H45V69H43ZM69 70V69H68ZM74 70V69H73ZM80 70V69H79ZM84 70V69H83ZM100 70V69H99ZM117 70V71H116ZM130 70V71H129ZM143 70H144V68H143ZM158 70V69H157ZM166 70V71H165ZM207 70V69H206ZM226 70V69H225ZM225 70L222 72V73H225ZM241 70H239L240 72H241ZM245 70V71H246ZM251 70V69H250ZM258 70V69H257ZM5 71V70H4ZM11 71V70H10ZM31 71V70H30ZM29 71V72H30ZM32 71H34V70H32ZM52 71H53V69H52ZM60 71V70H59ZM60 71V72H61ZM67 71V70H66ZM65 71V72H66ZM75 71V70H74ZM96 71V70H95ZM155 71V70H154ZM159 71V70H158ZM157 71V72H158ZM162 71V70H161ZM160 71V72H161ZM213 71H212V73H213ZM234 72L233 73V75L231 76V74H230V72ZM254 71L255 70H253V72L252 71H250V72H252L251 74L252 75H254ZM17 72V71H16ZM46 72H50V70L49 71H46ZM65 72H63V73H65ZM133 72V73H134ZM139 72V71H138ZM163 72V71H162ZM163 72V73H164ZM216 72H214L213 73V75H217V73ZM219 72V73H220ZM2 73V72H1ZM0 73V74H1ZM34 73V72H33ZM37 73V72H36ZM51 73V72H50ZM53 73V72H52ZM68 73V72H67ZM77 73V72H76ZM78 73H81L82 74V72H80V71H78ZM78 73H77V75H78ZM121 73H122V71H121ZM120 73V74H121ZM125 73V74H126ZM162 73V74H163ZM211 73V74H212ZM245 73V72H244ZM256 73V72H255ZM5 74V73H4ZM9 74H10V72H9ZM9 74H7V75H9ZM18 74V73H17ZM43 74H45V73H43ZM58 74H59V72H58ZM61 74V73H60ZM59 74V75H60ZM69 74H67V76L69 75ZM78 75V78L77 79H79V77L81 76L82 77V75ZM94 74H97V75H99L98 74V71L96 72V73H94ZM115 73H113L112 75H114ZM118 74H115V75H118ZM119 74V75H120ZM124 74V73H123ZM125 74H124V76H122V77H126L125 76ZM136 74V73H135ZM139 73H137V75H138ZM210 74V73H209ZM237 74H239L238 72H237ZM242 74V73H241ZM248 74H249V72H248ZM262 74L264 75V73L262 72ZM6 75V74H5ZM22 76H23V74H21ZM36 75V74H35ZM53 75V74H52ZM65 75V74H64ZM76 74L74 75V78H76L75 76H77ZM84 75V74H83ZM89 75V74H88ZM96 75V77H99V76H97ZM114 75V76H115ZM136 75V76H137ZM140 75V74H139ZM204 75V74H203ZM212 75V76H213ZM261 75V74H260ZM262 75V76H263ZM13 76H14V74H13ZM17 76V75H16ZM20 76V75H19ZM22 76H21V79H22ZM30 76H32V75H30ZM55 76V75H54ZM60 76H63V74H61ZM59 76V77H60ZM100 76V80L101 79H103L102 77H104V76H102L101 77ZM200 76V75H199ZM2 77V76H1ZM7 77V76H6ZM27 77V76H26ZM36 77V76H35ZM38 77V76H37ZM41 77H43L42 75H41ZM47 77L48 76H46V80H48L47 79ZM50 77V76H49ZM48 77V78H49ZM65 77V76H64ZM85 77V76H84ZM84 77H82L80 80H82V79H84ZM87 77V76H86ZM89 77V76H88ZM92 77V76H91ZM90 77V79H95V77L93 78H91ZM118 79L120 78L121 79V76L120 77H118V76H116ZM128 77V76H127ZM132 77H135L134 76V74L132 75ZM142 77H143V75H142ZM203 77V76H202ZM204 77H205V75H204ZM203 77V78H204ZM206 77H208V75H206ZM209 77L210 78H212L211 77V75H209ZM209 77H208V79H209ZM216 76H214V78H215ZM240 77V76H239ZM258 77V76H257ZM257 77H255V78H257ZM14 78V77H13ZM20 78V77H19ZM31 78V77H30ZM52 78H51V80H52ZM65 78H67V77H65ZM245 78V77H244ZM246 78H247V76H246ZM244 79V81L245 80H247V79ZM249 78V77H248ZM261 78V77H260ZM260 78H259V80H260ZM2 79H4V78H2ZM10 79V78H9ZM76 79V80H77ZM89 79V80H90ZM97 79V78H96ZM108 79H104L103 81L105 82L106 80H108ZM111 79H112V77H111ZM115 79V78H114ZM120 79L118 80L119 82H121L120 81ZM205 79H207V78H205ZM207 79V80H208ZM239 79V78H238ZM262 79H264V78H262ZM20 80V79H19ZM50 80V79H49ZM80 80L78 81V82H80ZM110 80V79H109ZM113 80V79H112ZM123 80H125V78H123ZM122 80V81H123ZM155 80V81H154ZM249 80H252V78L251 79H248L247 81H249ZM258 80V79H257ZM256 80V82H258L259 83V81H257ZM4 81H5V79H4ZM15 81H17V80H15ZM22 81V80H21ZM30 81V80H29ZM73 81H74V79H73ZM83 81V80H82ZM81 81V82H82ZM87 81V79L85 80V82ZM94 81V80H93ZM99 81V80H98ZM111 81V80H110ZM130 81V80H129ZM209 81H212V79H209ZM226 81H227V83H226ZM236 81H238V82H236ZM246 81V82H247ZM18 82V81H17ZM20 82V81H19ZM18 82V83H19ZM24 82V81H23ZM25 82H26V80H25ZM43 82V81H42ZM44 82H46V81H44ZM81 82L80 83H76L77 85H81ZM84 81H83V83H85ZM90 82V81H89ZM108 82V81H107ZM153 82H155L154 83V85H153ZM252 81H250V83H251ZM255 82V83H256ZM9 83L10 82H8L7 84L9 85ZM16 83V82H15ZM29 84H30V82H28ZM27 83V84H28ZM48 83H46V86L48 85ZM59 83V82H58ZM87 83V85H85ZM84 85H85V87H87V86H90L89 85V83L88 82H86ZM111 83V82H110ZM117 83V82H116ZM121 83H123V82H121ZM152 83V84H151ZM196 83V82H195ZM198 83H200V82H197V84ZM225 83V84H224ZM12 84V83H11ZM32 84V86H33V83H31ZM64 84H63V86H64ZM75 84V85H76ZM108 85H109V83H107ZM118 84H120V83H118ZM124 84V83H123ZM14 85V84H13ZM15 85H17V84H15ZM25 85V84H24ZM36 85V84H35ZM54 86V88H53V86ZM58 85H60V84H58ZM70 85V86H69ZM75 85H73V82H72V86L71 87H76ZM83 85V86H84ZM102 85V86H101ZM106 85V84H105ZM129 85H128V82H127V85H123V88L122 89H124V87L125 88H128L129 87ZM134 85V86H135ZM240 85H241V82H240ZM251 84H249V86H247L248 88V91H249V93H250V87L252 88V86H250ZM253 85V84H252ZM264 85V82L262 83V86ZM27 86V85H26ZM50 86H52V88L50 87ZM82 85H81V87H83ZM91 86H90V88H91ZM99 86H101V87H99ZM120 86V88L122 87L121 85H119ZM134 86H132V87H134ZM197 86V85H196ZM195 86V87H196ZM198 86H201L202 87V85L200 84H198ZM261 86V85H260ZM260 86H257L256 88H261ZM21 87H22V85H21ZM30 87H31V85H30ZM29 86H28V88H30ZM37 87V86H36ZM42 88H43V85L41 86ZM40 87V88H41ZM49 87H50V89H52V90H50L49 89ZM78 87V86H77ZM76 87V88H77ZM80 87V86H79ZM80 87V88H81ZM85 87H84V89L83 88H81V89H83V93H84V90H85ZM95 87V88H96ZM106 87H107V85H106ZM131 86L129 87V88H132ZM136 87V86H135ZM255 87V86H254ZM3 88V87H2ZM15 88H16V86H15ZM15 88H13V91H14V89ZM23 88V87H22ZM39 88V87H38ZM45 88V89H46ZM64 88V89H63ZM80 88H78V90H81ZM90 88H88L87 87V89H86V91L87 90H89ZM91 88V89H92ZM112 88V87H111ZM128 88V89H129ZM182 88H184V89H182ZM242 88V91H243V87H241ZM264 88V87H263ZM17 89H18V87H17ZM31 89V88H30ZM72 89H73V91H72ZM94 89V88H93ZM127 89V90H128ZM135 89V91H138V90H136L137 88H134ZM185 90V89H187L186 91H188L189 90V93H190V95H191V92H192V97L190 98V101L188 100V103L186 102V99H185V101L183 100V99H181V100H183V104H181L182 106H183V108L184 107H186V106H184V104H185V102L188 104H185V105H187V106H189V107H193L194 109H190L189 111H192V119H191V113L189 114V111L187 112L188 113V116H189V120H191L190 122H189V120H187L186 119V117H183L185 114L184 113H186V111L188 110V109H186V108H184V110L182 109V111L184 112V113H182V111L180 112L178 109H175L174 107H178L179 106V104H180V99L179 98H185L184 96H187V95H184V96H181L182 95V93H180L182 90ZM197 89H198V87H197ZM253 89V91H254V88H252ZM5 90V89H4ZM7 90V89H6ZM5 90V91H6ZM19 90V89H18ZM18 90L15 92V93H17L18 92ZM22 90H24L25 91V89H22ZM37 90H39V89H37ZM77 90V89H76ZM105 90H107V89H105ZM104 90V91H105ZM120 91H121V89H119ZM126 90V89H125ZM130 90V89H129ZM128 90V91H129ZM131 90H133V89H131ZM167 92V96H166V94H165V91ZM173 90H176V91H173ZM179 90H181V91H179ZM193 90V91H194ZM198 90H200V89H198ZM236 90V89H235ZM256 90V89H255ZM258 90V92L260 91V89H257ZM257 90H256V93H257ZM12 91V92H13ZM20 91V90H19ZM26 91H27V89H26ZM26 91L24 92V93H26ZM33 91V90H32ZM31 91V92H32ZM42 91L44 92V90L42 89ZM47 91V90H46ZM48 91V95H50L51 94V96H48L49 97V99L52 97V93H50ZM82 91V90H81ZM81 91H79V92H81ZM108 91L109 92H111L112 90H110V88H108ZM123 91V90H122ZM127 91V92H128ZM134 91V90H133ZM196 91V90H195ZM221 91H222V96H225L224 94L226 93H223V91H227L228 93H230L231 91L233 92V94L231 95V94H229L228 95V97L231 95V97L232 98H230L229 97V99L227 98L226 100H220L219 99V95L218 94H220L221 93ZM248 91L247 92H245V90H244V94H247L248 93ZM21 92V91H20ZM34 92V91H33ZM78 92V93H79ZM88 93L89 92H92V91H87ZM96 92V91H95ZM94 92V93H95ZM130 92V91H129ZM160 92H162V93H160ZM164 92V93H163ZM178 92H179V94H180V96L181 97H179V94H178ZM183 92V91H182ZM199 92V91H198ZM216 92H218V93H216ZM255 92V91H254ZM262 92H264V90L262 91ZM9 93H11V92H9ZM30 93V92H29ZM28 93V94H29ZM50 93V94H49ZM93 92H92V94H91V98H93L92 97V95L93 96H95L96 94H94ZM123 93V92H122ZM174 93V94H173ZM187 94V92H183V94ZM242 93V92H241ZM241 93H240V95H241ZM256 93H253V94H256ZM260 93V92H259ZM21 94V93H20ZM34 94V93H33ZM40 94V93H39ZM60 94H61V96H60ZM85 94V93H84ZM114 94V93H113ZM118 94H120V93H118ZM117 94V95H118ZM131 94V93H130ZM135 94V93H134ZM178 94V95H177ZM258 94V93H257ZM256 94V95H257ZM25 95V94H24ZM59 95V96H58ZM66 95H64L63 97H65L66 98ZM82 95V94H81ZM89 95H90V93L88 94V96L86 97V98H88L89 97ZM194 95V96H193ZM221 95V94H220ZM236 95V94H235ZM239 95V94H238ZM240 95H239V97H240ZM251 95V94H250ZM250 95H248L250 98L252 97V95L250 96ZM255 95V96H256ZM260 95H262V93H260L259 94V99H260ZM264 95V94H263ZM16 95L14 94L13 95V97H15ZM34 96V95H33ZM32 96V97H33ZM83 97H85V95H82ZM97 96V95H96ZM166 98H165V97ZM171 97V99L173 100V98H174V100H176V101H171L170 102V97ZM226 96H227V93H226ZM225 96V97H226ZM243 96H245V95H243ZM242 96V98H244ZM253 97L252 99H256V101H257V97ZM258 96V95H257ZM13 97H11V98H13ZM17 97V96H16ZM27 97H28V95H27ZM35 97H37V95L35 94ZM71 97H72V95H71ZM100 98L101 100L103 99V98ZM179 97V98H178ZM7 98H8V96H7ZM34 98V97H33ZM53 98V99H54ZM90 98V97H89ZM90 98V99H91ZM97 98H98V100H100L99 99V96H97ZM109 98V97H108ZM126 98V99H125ZM200 98V99H199ZM247 98V97H246ZM16 99V98H15ZM18 99V98H17ZM52 99V98H51ZM94 99V98H93ZM95 99H96V97H95ZM121 99V100H120ZM187 99H189V97L187 98ZM199 99V100H198ZM261 99L263 100V98L261 97ZM260 99V100H261ZM22 100V99H21ZM28 100V99H27ZM43 100V99H42ZM45 100H47V99H45ZM100 100V101H101ZM104 100H106V99H104ZM103 100V104H104V102H106V101H104ZM109 99H107V101H108ZM120 100V101H119ZM248 100V99H247ZM259 100V101H260ZM16 101V100H15ZM32 101V100H31ZM48 101V100H47ZM61 101H63V103L61 102ZM84 101H85V98H84ZM96 100H94V102H95ZM100 101H96V103L97 102H100ZM112 101V102H113ZM193 102H194V100H192ZM255 101V100H254ZM11 102V101H10ZM18 102H21L20 100L18 101ZM24 101H22V103H23ZM30 102V101H29ZM49 102V101H48ZM52 102H53V100H52ZM78 102V103H77ZM112 102H111V104H112ZM126 102H131L129 105H128V103L126 104ZM173 102V103H172ZM179 103V104H176V103ZM249 102H252L251 100L249 101ZM2 103H5V101H3V102H1L0 103V106L2 105ZM14 103H17V102H14ZM14 103L12 104L11 103V105H14ZM22 103H20V104H18V109H20L19 107L22 105ZM42 103H44V102H42ZM248 103V102H247ZM23 104H25V103H23ZM37 104V105H38ZM49 104H51V103H49ZM57 104V103H56ZM98 104H102V101L100 102V103H98ZM101 105V106H105L106 105V103H105V105ZM109 104H110V102H109ZM176 104V105H175ZM250 104V103H249ZM253 104V103H252ZM4 105H6V104H4ZM3 105V106H4ZM32 105V104H31ZM53 105V104H52ZM99 105V106H100ZM128 105V106H127ZM174 105V106H173ZM180 105V106H181ZM193 105V106H192ZM258 105H263L262 103H260V104H258ZM79 106H81V105H79ZM82 106H84L83 104H82ZM96 106H98V105H96ZM173 106V108H174V110H178V111H174L173 109H171V107ZM179 106V107H180ZM182 106H181V108H182ZM244 106H245V104H244ZM6 107V106H5ZM9 107V106H8ZM14 107H15V105H14ZM23 107V106H22ZM25 107V106H24ZM38 108L37 110H36V108ZM46 107H48V106H46ZM94 107H92V108H94ZM259 107V106H258ZM263 107V106H262ZM52 108L54 109V110H52ZM180 108V109H181ZM188 108V107H187ZM235 108V112L234 111H232L233 109ZM0 109L2 110V107H0ZM8 109V108H7ZM12 109H14V108H12ZM25 110H23V111H20V110H18L19 111V116H21L22 115V117L23 118H20L22 121H23V119H25L27 116H28V114H30V113H32V112H30L31 110H32V108H31V106H30V109H28V111L26 110L27 108L25 107L24 108ZM98 109V111H100V109L99 108H97ZM247 109H248V107H247ZM263 109H264V107H263ZM10 110V109H9ZM15 110V109H14ZM79 110H81V109H79ZM91 110V111H90ZM249 110V109H248ZM6 111V110H5ZM25 111V112H24ZM42 111V110H41ZM85 111H87V112H85ZM173 111V112H172ZM250 111V110H249ZM13 112H15V111H13ZM13 112L11 113V111H10V113L12 114V117H17V116H15L14 114H13ZM30 112V113H29ZM47 112V113H46ZM174 112H180L181 114V116L183 117V121L184 120H187L189 123H191V127L189 126H186L187 128H185V125H184V127H183V129L185 130V132H183V133H181V135L179 136V134L180 133H177L178 135H175V133L177 132L176 131V129H174V128H177V129H179L178 127H177V125H179V127H181V126H183L182 125V123L181 122H183L182 121V119H180L179 121L180 122H178V119L176 118V116H174V118L175 119H177V120H175L173 117H170V116H173L172 114L174 113ZM231 112H234L235 113V115H233V114H231ZM5 113V112H4ZM16 114H18L17 113V111L15 112ZM42 112H41V114H43ZM170 113H172V114H170ZM177 113H175V115L177 114ZM6 114H7V112H6ZM93 114H95V115H93ZM184 114V115H183ZM254 114H256V115H254ZM14 115V116H13ZM33 115V114H32ZM105 115V116H104ZM179 115V114H178ZM230 115H233V116H230ZM8 116V115H7ZM18 116V117H19ZM36 116H34L35 118H37ZM41 116L43 117V118H41ZM78 117L77 119H75V121H73L74 119L73 118H75V117ZM140 116V117H139ZM181 116H180V118H181ZM25 117V118H24ZM33 117V116H32ZM53 117H55L56 119L55 120H57V117H58V119H62V120H60L61 122H56V123H58V125H59V123L61 124L62 122L63 123H65V121L68 123V122H70V120H71V117H72V119L73 120H71V122H70V124H68V125H66V126H64V127H66L65 128V130L67 129V131H66V137L63 139V138H59V136H60V133L59 134H57L58 132H55V136H57V138H56V140H55V138H53V137H55V136H53L52 137V135H54V134H52L51 133V135H50V133H49V135L52 137V141L54 140V142L53 143H51V144H49V146H48V144L47 143H49V138H48V136L49 135H46V138H44L46 141H48V142H46L45 140L44 141H41L42 139H43V137H45L44 136V134H43V132H41V131H43V130H47V128L48 127H50V126H53V124L52 125H50L49 126V124H51L52 122H53V120L54 119H52V122L49 120V118H53ZM137 117H139L140 119H138ZM169 117H170V120H172L171 118H173L174 120H175V122H176V124H173V122H174V120H173V122H171L172 124V126L173 125H176V127L174 126V128L173 127H170V123H169V128L171 129V130H175V131H173V136L175 137V136H177L178 137V139H177V137H175V139L176 140H178V141H181V142H183V141H185L184 142V144L185 145H183L182 147H181V149L182 148H184V149H180V151L179 150H177L175 147V150H177V151H179L178 153L179 154H177L178 155V157L176 158L175 157V153L177 152V151H174V148L172 147V149H170V147H169V150H170V152L168 151V152H166V153H171L172 155H174V156H172L171 154H168L169 155V157H170V155L172 156V157H174L175 159H172V157H171V159H169V157L167 156V158H168V160L167 159H160L159 157L157 158V157H155V153H156V150L159 148V150L160 149H162V150H164V146H163V148H160V147H158L159 146V144H157V146H156V144L154 145V147H156L155 149H153L154 147H153V145H151L150 147L152 148V149H149L150 151H148V150H146V151H148L147 152V154L146 153H144L145 151L143 150V155H140L139 154V152L138 151H136V150H134L133 148L136 146L135 144L136 143H138V141H137V139L138 138H142L141 140L142 141H145V144L146 145H150L152 142H154L153 140H157L156 139V137H157V135H159L160 136V142L161 143H163L162 145H165L166 143H164V142H162L161 140H163V138L164 137H166V138H168V136L166 135V133H167V130H168V133L167 134H169V137L170 138H172V136H170V135H172V134H170V133H172L171 131H169L170 129L169 128H167L168 126H166V129L167 130H165L166 131V133L165 132H161L159 129H161V124H162V129H165V125L164 124H168V123H166L167 122V120L169 119ZM68 118V119H67ZM84 118H82V119H80V121L81 120H84ZM140 121V123H138L139 121L137 120V119ZM185 118V119H184ZM19 119V120H20ZM28 119H30L31 120V118L28 116ZM27 119V121H29V122H31L30 120H28ZM33 119V118H32ZM47 119H48V121H47ZM67 119V120H66ZM70 119V120H69ZM12 120V119H11ZM11 120H9L10 122H11ZM26 120V119H25ZM44 120V122H42ZM136 120L138 121V122H136ZM9 121H8V123H9ZM50 121V122H49ZM80 121H78V122H80ZM166 121V122H165ZM185 122L184 121V123H186V125H189L188 124V122ZM17 122V121H16ZM20 122V121H19ZM46 122V123H45ZM47 122H49V124H47ZM78 122H76L77 124H79L80 125V123H78ZM84 122H86L85 120L84 121H82V126H84V124L86 125V123H84ZM136 122V123H135ZM45 123V124H44ZM62 123V124H63ZM84 123V124H83ZM135 123V124H134ZM138 123V124H137ZM181 125H180V124ZM258 123H260V124H258ZM10 124V123H9ZM40 124H41V127H42V125L44 124V125H46V126H48L47 128H45L46 126H44V128L45 129H43V130H41L42 128L40 127ZM263 126H262V125ZM5 125H6V122H5ZM12 125V124H11ZM17 125V124H16ZM54 125H56L55 124V122H54ZM58 125H56V126H58ZM88 125V124H87ZM138 125H140V126H138ZM259 127H258V126ZM262 127H261V126ZM10 126V125H9ZM61 127L62 128V130H64L63 128L64 127ZM68 126V127H67ZM81 126V125H80ZM136 126V127H135ZM139 128H138V127ZM18 127V126H17ZM29 127V126H28ZM37 127H40L41 129V133L40 134H43V137L42 136H40V134L38 133V129L39 128H37ZM78 127V126H77ZM225 127V128H224ZM37 128V129H36ZM224 128V129H223ZM3 129H5L4 127H3ZM11 129V128H10ZM14 129V128H13ZM29 129V128H28ZM161 129V130H162ZM181 129H182V127H181ZM9 130V129H8ZM8 130H6V131H8ZM17 130V129H16ZM36 130H38V131H36ZM160 132H159V131ZM184 130H182V131H184ZM13 131V130H12ZM26 131V130H25ZM54 131V130H53ZM1 132V131H0ZM4 132H5V130H4ZM15 132V131H14ZM24 132V131H23ZM46 131H44V133H45ZM175 132V133H174ZM7 133V132H6ZM62 133H64V132H62ZM41 137V139H40V141L42 142V143H45V144H42V143H40V141H35L36 140V137H38V135ZM46 134V133H45ZM57 134V135H56ZM65 134V133H64ZM18 135H20V134H18ZM37 135V136H36ZM59 135V136H58ZM62 135V134H61ZM7 136H8V134H7ZM143 136V137H142ZM1 137V136H0ZM11 137V136H10ZM9 137V138H10ZM39 137V138H40ZM61 137V136H60ZM63 137V136H62ZM146 137V138H145ZM161 137H162V139H161ZM173 137V138H174ZM8 138V137H7ZM39 138H38V140H39ZM145 138V139H144ZM169 138V139H170ZM179 138L181 139V140H179ZM11 139V138H10ZM24 139V140H23ZM144 139V140H143ZM1 140V139H0ZM19 140H16L17 141V144L18 143H20V141ZM136 142H135V141ZM166 140V139H165ZM176 140H175V142H176ZM3 141H5V140H3ZM80 141L82 142L83 141V143L84 144H81L80 143ZM132 141H134L135 142V144L134 143H132ZM158 141V140H157ZM177 141V142H178ZM213 142L212 144L210 143V142ZM14 142V141H13ZM34 142H39L40 144H41V146L40 145H38V144H36V143H34ZM172 142V141H171ZM169 143V141H168V143H167V145H172V143ZM5 143V142H4ZM8 143H9V141H8ZM28 143V145L30 144V145H32L31 147L30 146H26V144ZM161 143H160V146H162L161 145ZM213 146V148H210L211 146H209L210 144ZM134 144V145H133ZM9 145V144H8ZM16 145V144H15ZM15 145H13V146H15ZM19 145V144H18ZM132 145H133V148H132ZM12 146V147H13ZM166 146V145H165ZM179 146V145H178ZM181 146V145H180ZM43 148L48 154H49V158L48 157H46L47 159H45V161L46 162H44V160H42V162L39 164L38 162H36L35 161V159H36V157H34V156H36V155H34L33 156V154H32V152L35 154V152H36V150L37 149H39V148ZM149 147V146H148ZM14 148H17L16 146L14 147ZM137 148V147H136ZM135 148V149H136ZM166 150H168V148L166 149ZM165 150V151H166ZM174 151V154H173V152H171V151ZM201 150V151H200ZM1 151H2V149H1ZM15 151V152H14ZM3 152V151H2ZM44 153V154H46L45 156H47V153ZM43 153V152H42ZM163 153V152H162ZM161 153V154H162ZM32 154V155H31ZM38 154V153H37ZM146 154V155H145ZM161 154H160V157L162 158V156L165 154V152H164V154L161 156ZM43 155V154H42ZM157 155L159 156V154L157 153ZM156 155V156H157ZM34 158V163L32 162L33 161V159H32V157ZM44 156V155H43ZM44 156V157H45ZM165 156V157H166ZM44 157H42V158H44ZM16 158V157H15ZM14 159V158H13ZM12 159V162L14 161ZM17 159H15V161L14 162H16V160ZM17 161V162H18ZM49 161V162H48ZM13 162V163H14ZM48 162V163H47ZM75 162V163H74ZM76 162H82V164H84L85 163V166H83L82 164V166H83V168H85V167H87V168H85V170H82V171H77V172H75L74 173V171H75V169L77 170V167H78V165H76V167L74 166L75 164H76ZM84 162V163H83ZM37 163V164H36ZM74 163V164H73ZM77 163V164H78ZM16 164V163H15ZM14 164V165H15ZM35 164V165H34ZM73 164V166L75 167V169H74V167H72L73 169H74V171L72 170V168H71V165ZM18 165V164H17ZM34 165V166H33ZM17 167V166H16ZM15 167V168H16ZM34 167V168H33ZM13 168V167H12ZM81 168V167H80ZM19 169V168H18ZM233 169V171L231 172V170ZM4 170V169H3ZM3 170H1V171H3ZM15 170H17V168L15 169ZM23 170V169H22ZM222 171V175L221 174H219L218 175V173L219 172H221ZM18 171V170H17ZM224 171H226L225 173H224V175L225 174H230V172H231V176H229V177H231L229 180H230V182H229V180H227L228 179V177H226L227 179V181L226 182H229V184H230V186L228 185V188H229V190H228V188L227 187H225V185L226 184H224V180H223V178H224V175H223V172ZM230 171V172H229ZM16 172V171H15ZM14 172V173H15ZM19 172H20V170H19ZM46 172H47V170H46ZM46 172H44V173H46ZM189 172H194V174H193V176L192 175H190V173ZM234 172V173H233ZM240 172L237 174V176H236V178L238 179L239 178V175L240 176H242L241 177V179H240V181H242V179H243V181H244V179H245V183L242 181V188H243V185L245 186V188H248L247 186H249L250 184L253 186V185H257L256 184V182L257 183H259L260 184V182H258V181H256L255 179H254V174L252 175V177H253V179H254V183H251V182H253L252 180H250L251 179V176H250V178L249 177H247L246 175H244V173H243V175L245 176V177H247V179L249 180L247 183L249 184V182H250V184L248 185L247 183H246V178H243V175H242V173L240 174ZM249 172H247V175H248V173ZM24 173V172H23ZM28 173H30V171H28ZM37 173V175H35ZM48 173V172H47ZM189 173V174H188ZM233 173V174H232ZM53 174V175H52ZM246 174V173H245ZM188 175V176H187ZM189 175H190V177L192 176V178L190 179V177H189ZM221 175V176H220ZM251 175V174H250ZM227 176V175H226ZM256 176H255V178H257ZM236 178H234L233 179V181L236 179ZM190 179V180H189ZM236 179V180H237ZM151 181H150V183H151ZM154 181V182H155ZM238 181V180H237ZM256 181V182H255ZM165 183V184H166ZM237 183V182H236ZM238 183H241V182H239L238 181ZM237 183V184H238ZM244 183V184H243ZM263 183V182H262ZM228 184V183H227ZM236 184V185H237ZM246 184V185H245ZM149 185V184H148ZM156 185V184H155ZM166 185V186H167ZM241 185L239 184V185H237V187H239V189L238 190H240V187H241ZM250 185V187H249V189L248 190H250L251 191V189L254 191V189L255 188H259V187H261L260 185H257L256 187L255 186H251ZM152 186V185H151ZM150 186V187H151ZM146 187V188H145ZM157 187V186H156ZM230 187H232V189H230ZM252 187V188H251ZM149 188V187H148ZM160 188H161V186H160ZM163 188V187H162ZM161 188V189H162ZM245 188H244V190H245ZM262 188H264V187H262ZM19 189V190H18ZM20 189L23 191V193H22V195H21V197H19V198H16L15 196H13L14 194V190H17L16 192H18V191H20ZM151 189V188H150ZM160 189V190H161ZM234 189H236V186L234 187ZM260 189V188H259ZM148 190V189H147ZM157 190V189H156ZM238 190H237V192H234V193H236V194H238L239 193V196H241V194H242V192H241V194H240V191H244V190H240L239 192H238ZM247 190V189H246ZM244 191L243 193L245 194H249V193H247V191ZM14 191V192H13ZM149 191V190H148ZM162 191H163V189H162ZM211 191V192H210ZM250 191H248V192H250ZM13 192V193H12ZM16 192H15V194H16ZM160 191H158V193H159ZM21 193H19L18 192V194H19V196H20V194ZM145 193V192H144ZM155 193H157V192H155ZM176 193V194H175ZM208 193V194H207ZM253 193V194H252ZM13 194V195H12ZM151 194V193H150ZM150 194H149V196H150ZM163 194V193H162ZM174 194V195H173ZM207 194V195H206ZM233 194V193H232ZM236 194H235V197H236ZM244 194H242V195H244ZM17 195V194H16ZM153 195V194H152ZM195 197H194V196ZM234 195V194H233ZM246 195V196H247ZM178 196V195H177ZM191 197V198H193V199H189V197ZM205 196V197H204ZM246 196H241L240 198H242V197H245V199H246ZM251 196H250V199H249V197L247 198V199H249L250 201L252 200L251 199ZM154 197L156 198V196L154 195ZM153 197V198H154ZM214 197V198H213ZM152 198V199H153ZM173 198V197H172ZM195 198V199H194ZM237 198L239 199V197H238V195H237ZM2 199H0V200H2ZM140 199H142V202H141V200ZM151 199V200H152ZM170 199V198H169ZM186 199H184V200H186ZM211 199V200H210ZM244 199V200H245ZM144 200V201H143ZM170 200H172V199H170ZM193 200V201H192ZM240 200H242V199H240ZM240 200H236V202L237 203H239L240 204ZM248 200V201H249ZM252 200V201H253ZM164 201V202H163ZM191 201V202H190ZM154 202V201H153ZM161 202H163V203H161ZM170 202V201H169ZM232 202V203H231ZM234 202V203H233ZM186 203H185V205H186ZM208 203V204H207ZM229 203H231V204H229ZM236 203V204H237ZM163 204H166L165 206H162ZM172 204V203H171ZM229 204V205H228ZM242 204H244V203H242ZM73 205L74 206H76L75 207V210L76 211H74L73 210ZM182 205H183V203H182ZM207 205V206H206ZM241 205V204H240ZM171 206V205H170ZM169 206V207H170ZM180 206V205H179ZM246 206V205H245ZM167 207V208H166ZM210 207V208H211ZM248 207V206H247ZM247 207H246V209H247ZM175 208H176V206H175ZM182 208V207H181ZM255 208V207H254ZM253 208V209H254ZM170 211H169V210ZM180 209V208H179ZM183 209V208H182ZM207 209H209V208H207ZM250 210V209H249ZM177 211V210H176ZM229 213H228V212ZM234 211H236V212H238L237 214H235V212ZM251 211V210H250ZM255 211H256V208H255ZM258 211V210H257ZM174 212V211H173ZM179 212V211H178ZM203 212H205V213H203ZM210 211L208 210V213H209ZM242 213H247V215H243V217H242ZM254 213V212H253ZM177 214V213H176ZM227 214H230L231 215V217L229 216V215H227ZM172 217H171V216ZM174 215H175V213H174ZM208 215V214H207ZM217 215H216V217H217ZM213 216V215H212ZM180 218V217H179ZM178 218V219H179ZM186 218H187V221H186ZM174 219V218H173ZM172 219V220H173ZM209 219H214V217H212V218H209ZM214 219V220H215ZM251 220V221H249V220ZM208 220V219H207ZM238 220V221H239ZM174 221H177V219L176 220H173V223H177V222H174ZM180 221V220H179ZM184 221H186V222H184ZM202 221V223H205V222H203ZM240 221H239V223H240ZM247 221V222H246ZM254 221V222H253ZM189 222V223H188ZM207 222L208 221H206V223L205 224H207ZM211 222H212V220H211ZM211 222H208V223H210L211 224ZM242 222V221H241ZM251 222V223H250ZM34 224V226L33 227H31V228H29V226H31V224ZM170 223V222H169ZM215 222H213V224H214ZM238 222L236 221V223L234 224V226L237 224ZM247 223H249V224H247ZM256 225H254V224ZM198 224V225H197ZM209 224V225H210ZM228 224V225H227ZM241 224V223H240ZM244 223L242 222V224H241V226L243 225ZM167 225V224H166ZM169 225H171V224H168V226ZM174 225V224H173ZM239 225V224H238ZM238 225H236L237 226V228L236 229H234V232H235V230L238 232V230L239 229H244V228H240V225L238 226ZM251 225V226H252ZM197 226H198V228H197ZM201 226V225H200ZM203 226V225H202ZM205 226V225H204ZM250 226V228H254L253 226L251 227ZM232 228H233V226H231ZM238 227H239V229H238ZM243 227H245V229L246 230H248L247 228H246V226H245V224L243 225ZM22 228H24L22 231L23 232H27V230H29L28 232L30 233V232H32L31 233V235H32V240L30 241L29 240V245H25V248L24 249H22L21 247H23V246H19V245H21V244H19V245H17L18 243H21L19 240H17L18 241V243L16 244V236H17V239H19V238H21L22 236V238H24V236L25 235H23L24 233L21 231V233H23V234H21V233H19L20 232V230L22 229ZM29 228V229H28ZM235 228V227H234ZM259 228V227H258ZM205 229H207V228H205ZM238 229V230H237ZM260 229V228H259ZM262 229H260V230H262ZM201 230V229H200ZM246 230H244V232H245V234L247 233L246 232ZM257 230V232H258V229H256ZM259 230V231H260ZM263 230L261 231L262 232V234H264V232H263ZM19 231V232H18ZM185 231H186V229H185ZM185 231H183V232H185ZM191 231V232H192ZM249 232H251V229H249L248 230ZM255 231V230H254ZM254 231H252V232H254ZM42 233L41 234V236H39L38 234L39 233ZM172 232V233H173ZM192 232V233H193ZM201 232V231H200ZM261 232H259V234L261 233ZM36 233H38V234H36ZM170 233V232H169ZM181 233H182V230H181ZM186 233V232H185ZM226 233H224V234H226ZM239 233V232H238ZM256 233V231L254 232V235H253V233H252V235L250 234V233H247V234H249V235H247L246 234V236H243V241H241L242 242V244L245 242V240H246V242L248 243V247H249V249H251V244H255V245H253V246H258V244L260 243V245L262 244V242L264 243V235H260L259 237L262 239H259L258 238V236L255 234ZM18 234L21 236H18ZM171 234V233H170ZM194 234V236H196ZM225 235L226 237L228 236V235ZM244 233H243V235H245ZM258 234V235H259ZM38 235V236H37ZM176 235V234H175ZM204 235V236H203ZM239 235H240V233H239ZM168 236V238H169V234L167 235ZM171 236V235H170ZM180 236V235H179ZM178 236V237H179ZM224 236V235H223ZM222 236V237H223ZM225 236H224V238H225ZM19 237V238H18ZM172 237V236H171ZM170 237V238H171ZM229 237V236H228ZM227 237V243H223V244H227L228 246H229V249L226 251V253L225 252H223L222 250L225 248V250H226V247H224L225 245H223V247L224 248H219L218 250L220 251H218L217 249L215 250V251H217V253L215 254V251H213V255H217V257L218 258H224L223 260H225V261H227L230 257L229 256H233V255H235L236 253L234 252L235 250H238L239 249V239H237V238H235V241H236V239H237V241H238V244H236V243H233V244H235V246L236 245H238L237 246V249H236V247H235V249H234V245L232 244V242H234L233 241V239H232V242H231V244H228V243H230V240H229V238ZM234 237V236H233ZM236 237V236H235ZM22 238H21V240H22ZM180 238V237H179ZM224 238H221V241H225V240H222V239H224ZM232 238V237H231ZM230 238V239H231ZM239 238V237H238ZM29 239V238H28ZM27 239V240H28ZM174 239H176V237L174 236ZM202 239V240H201ZM204 239V240H203ZM226 239V238H225ZM14 240H15V243H12V242H14ZM178 240H181V238L180 239H178ZM193 240V241H194ZM197 240V241H196ZM198 240L200 241V243L202 244H200L199 245V242H198ZM26 241V240H25ZM172 241V240H171ZM182 241V240H181ZM192 241V242H193ZM262 241V242H261ZM176 242H180V241H176ZM175 242V243H176ZM191 242V243H192ZM240 242V243H241ZM23 243H25V242H23ZM169 243V244H168ZM191 243H189L188 245H189V247H190V245H191ZM194 243V244H195ZM206 243V242H205ZM214 243V244H213ZM246 243V244H247ZM256 243H258L257 245H256ZM179 244V243H178ZM193 244V243H192ZM193 244V245H194ZM209 244H208V248H210L211 249V246L209 247ZM245 243H244V245L243 246H245L246 245ZM169 245V246H168ZM176 245V244H175ZM181 244H179V246H180ZM187 245V244H186ZM193 245H192V247H193ZM213 245H214V247H213ZM219 245V244H218ZM184 246V245H183ZM219 246H221L222 247V245H219ZM194 247H195V245H194ZM203 248V251H204V246H202ZM241 247V246H240ZM245 247H247V246H245ZM179 248V247H178ZM181 248H184V247H182L181 246ZM201 248V247H200ZM243 248V250H245V248L244 247H242ZM257 248V247H256ZM259 249H260V252L262 253V252H264L263 251V246H262V249H261V247H258ZM172 249V250H171ZM170 250L171 251H173V248H171ZM175 249V248H174ZM177 249V248H176ZM185 249V248H184ZM189 249H191V247L190 248H188V250ZM196 249L198 250V248L196 247ZM212 249V250H213ZM169 250V251H170ZM178 250V249H177ZM187 250V249H186ZM195 250V249H194ZM193 250V248H192V250H190V252L192 251H194ZM208 250V249H207ZM262 250V251H261ZM129 251L131 252V253H129ZM168 251V252H169ZM199 251V250H198ZM198 251H196L197 253H195V252H193V254L194 255H192V252L190 253L191 255H192V257L194 258V259H192V261L193 260H195V262L193 261V263L194 264H202L201 262H203V258H201L200 260H199V256L201 257V255H197L199 252ZM202 251V250H201ZM210 250H208V252H209ZM241 251H242V249L239 251L240 253L239 254H242L241 253ZM254 251V250H253ZM252 251V252H253ZM180 252H182V251H180ZM179 252V250H178V253H180ZM205 252H207L206 250H205ZM205 252H203L204 254H205ZM224 253V254H222V253ZM236 252H238V251H236ZM244 252V251H243ZM174 253H175V251H174ZM235 253V254H234ZM250 253V254H249ZM255 253H256V250H255ZM251 254V251H249L248 249H247V251H246V254L243 256V259L246 261V263H249V262H252L253 260H256V262H258L257 260L259 259V260H261V263H262V260H264L263 259V257H264V254H263V257H262V255L261 256H257L258 254ZM258 253V252H257ZM260 253V254H261ZM168 254V253H167ZM173 254V253H172ZM188 255L187 254V259H188V257H189V260H190V258H192L191 257V255ZM199 254H202V252L201 253H199ZM238 254V253H237ZM237 254H236V256L235 257H238L237 256ZM22 255V256H21ZM185 255V254H184ZM205 255H208V253L207 254H205ZM211 255H212V251H211ZM211 255H209V256H204L205 258H206V260L207 259H209V257L211 256ZM212 255V256H213ZM215 256L213 257V258H215ZM170 257H172V255L170 254ZM176 258H177V260H178V257H179V255H178V257H177V255L175 256ZM185 257H186V255H185ZM203 257V256H202ZM216 257V258H217ZM204 258V259H205ZM212 258V257H211ZM210 258V259H211ZM242 258V255L240 256V259ZM256 258V259H255ZM168 259V258H167ZM174 259V258H173ZM182 258H180L179 260H178V264H187L188 262H189V260L188 261H186V259H182ZM227 259V260H226ZM234 259V258H233ZM181 260V262L179 263V261ZM212 260V259H211ZM214 260V259H213ZM212 260V262H214ZM215 260H219V259H215ZM222 260V259H221ZM221 260H219L220 262H221ZM222 260V261H223ZM232 259H229V261H231ZM235 260V259H234ZM167 261V262H166ZM208 262H209V260H207ZM229 261H227V263L229 262ZM237 261H238V258H237V260L235 261V263H237ZM245 261H243L244 262V264H245ZM206 261H204V263H205ZM216 262L217 261H215V264H216ZM220 262H218V263H220ZM233 262V261H232ZM232 262H230V264H232ZM243 262H241V264L243 263ZM254 262V261H253ZM252 262V263H253ZM172 263L174 264L175 262H173L172 261ZM190 263V262H189ZM193 263H191V264H193ZM207 263V262H206ZM205 263V264H206ZM222 263V262H221ZM220 263V264H221ZM224 263V262H223ZM222 263V264H223ZM234 263V262H233ZM260 263V262H259ZM0 264H2V263H0ZM18 264H20V263H18ZM22 264V263H21ZM208 264V263H207ZM210 264V263H209ZM214 264V263H213ZM238 264V263H237ZM249 264H251V263H249ZM255 264V263H254ZM256 264H258V263H256ZM263 264H264V262H263Z\"/></svg>",
	"mask_w": 264,
	"mask_h": 264
},
{
	"label": "rangeland",
	"instance_id": "374dc122",
	"mask_svg": "<svg viewBox=\"0 0 264 264\" xmlns=\"http://www.w3.org/2000/svg\"><path fill=\"white\" fill-rule=\"evenodd\" d=\"M13 1H14V2H13ZM16 1H17V0H0V3H1V2H2V3L4 2V4H5V5H4V4L1 5L2 3L0 4V5H1V6H0V24H1V26H0V43H2V44H0V49H1V50H0V73L2 72V73L0 74V103L3 102V101H5V103H2V105L0 106V107H2V110L0 109V131H1V132H0V136H1V137H0V139H1V140H0V155H2V154H4L5 152H7L10 148H12V149H14V150H15V149H16V150H18V149L20 150V149H22V148H25V143H23L24 141L21 143L22 140L20 139L19 136H21L23 133L25 134V132H27V130H30V128H31L30 125L32 126V125L34 124L33 121L35 122L36 119H40V115H43V116H44L45 113H43V111H44L43 109H45V111L48 112V109H49V108H50V110H51V107H53V108L55 109V108L58 107V105L61 104L60 101H59V103H58L57 101H55L54 96L56 97V95H54V94H56V93H58V94H59V93L63 94V92H64V91L66 92L67 89H68V91H69V92H67V95H66V93L64 92V93H65L64 95H66V98L63 97V96H64V95H63L62 97H59V99H58V97H56L57 100H63L62 98H64L65 100H66V99H76V98L78 97V101H79V98L82 97L80 100H82V99H83V100H82V101H79V104H77V106H78V113H77V115H78L80 111H82L83 109L86 110V108L89 107L90 104L92 105L93 103L96 104V105H98V106H96V105L93 104V105L96 107V111H97V113H98V112H100V113L102 112L101 114H103V113L105 114V111H106V113H108L107 111H108V110L110 111V110L113 108V106H114L113 104H114V101H115V100L113 101V97H112V100H111L109 95L114 96V99H117V97L120 96L121 94H122L123 96L126 95V96H127V101H129V100H130L129 98H131L132 95H137V94L139 93V91H140V89H141L140 87H139V89H138V86H139V84H140V80H141V78L145 79V75H147L148 73H149L148 75L151 76V75L154 74V72H155V73H157V75H159L160 79H161L162 76H165V77H163V78L161 79V80H162V81H161V82H162L161 85H164L163 82L166 80V81H165L166 83H165V82H164V83H165L167 86H169V87H168L167 89L165 88V90H166V91L169 90L170 85H168V83H169V84L171 83V80H169V79H170V76H169V79H168V76L165 74V73H168V72H164V69H162V68H165V67L167 66V64H166L167 61H166V60L164 61V58H163V57H165V56H162L161 54H163V50H165L164 48H166L165 46H166V45L168 46L169 43H170V44L172 43V40H171L172 38L169 39L170 42H167V44H165L166 41H161V40H159V41L156 43L155 41L151 40V39H153L151 36L153 35V31H154L155 29H156V30L154 31V32H155V33H154L155 35H153V37L155 36V37H154V40H155V38H157L156 41H157L158 39H162V40H163V38H158V37H157V36L160 37V35H161V37H163L164 34H165V35L167 34V36H168V34L171 33V29L173 30V29L178 25V24L176 25V24L173 23L174 21H175V22H176V21L178 22V20H175V17H174V18H173V17H170V16H171L172 14H174L175 12H173L170 16H169L167 13H165V14H167V16H169L170 18L166 17V15H165V19H164L165 22H162L163 24L160 22L161 19H160V21L158 20L160 23L156 20V19H158V18H161L160 16H162V14L160 15V13H159V14H157L158 16H156V17H155L156 14H153V15H154L153 17L155 18V19H154V18H153V19H154L155 21H153V19H152L151 22H153L154 26L151 25V24H152L151 22L148 23L149 21H147V23H146L147 25L149 24L147 27L151 26V27L149 28V30L155 28V29L151 32L152 35H150L149 32H150L151 30H150L149 32H148V31H147V32H142V34H141V32H138L139 29H140V31H142V28H143V31H144V30H145L144 28L146 27V24H145L144 27H142V26H137V28H138V29L136 28L137 33H135L136 30L134 31V29H133L132 31H130V29H131V27L134 28V26H133L134 24H133V23L135 22L134 20H136V19L134 18V16H136V18H138L139 15H140V13L142 14V12H143V10H144V8H145L144 5H147V6H148V5H149V4H148L149 1H150V3H151V1H154V0H146L148 3H146V1L144 0V1H141V4L138 3L140 0H137L138 2H137V1H134V0H133V1H132V0H126V1L123 0L122 2H121V0H116L115 2L112 1V0H106V1H110V2L112 1V5H111V7H112L113 5H115V7H114V6H113L112 8L109 7L111 10L108 8V6H110V4H109L110 2H109L108 4H107V2H106V5L103 4L104 7H105V9H104V7H102V6H103L102 3L100 4V1H98V0H94V2L96 1L95 4H96V6H97V9H96V11H95V13H94L93 16H95V15H96V17L99 16L101 19L104 18L105 16H107L108 14H110V12L112 13V9L116 8V9H114L113 11H114V12H118L117 15H118L119 17H118L117 15H115V13L113 12L112 15L110 14V15H108V17H105V18H104V20H105L106 18H109V19H107V21L110 20V18H111V20L108 21L109 24H108V22H107L106 20H105V22H104V21H102L99 17L97 18V20H96V17H93L92 20H91L90 17H88L89 15L87 16V14L89 13V12H88L89 9L87 8V6H88V5H87V0H85V1H84V0H81V2H80V0H63V1H62V0H61V1H60V0H56V4H54V3H55V0H54V1H53V0H49L50 2H48V0H37L38 2H37V1L34 2L35 0H34V1H33V0H31V1H30V0H18L17 2H16ZM19 1H20V2H19ZM23 1H24V2H23ZM28 1H29V2H28ZM41 1H42L44 4H42ZM44 1H45V2H44ZM52 1H53L54 3H53ZM59 1H60V2H59ZM92 1H93V0H91V1H89V2H91V4H92V3L94 4V2H92ZM102 1H103V0H102ZM102 1H101V2H102ZM127 1H129L130 3H133V4L127 3ZM159 1H160V0H159ZM172 1H173V0H172ZM177 1H178V0H175V2H177ZM184 1H185V2H184ZM184 1L181 0L182 5H185V3L188 4V2H186V0H184ZM187 1H188V0H187ZM193 1H195V0H193ZM198 1L201 2L202 0H198ZM198 1L196 0V2H191V3H189V4H188L189 6H186V7H185V11H188V10L190 9L191 5H193V3H195L194 5H195V7H196V6H197L196 3H197ZM244 1H246V0H244ZM244 1H243V0H240V2H239V0H237V5H236V1H234L233 3H231L230 7H233L232 4L234 5V3H235V6H237V8H236V7H233V8H236V9H239L238 7H240V4H241V5L243 4V6H241V7H244L245 5H246V6H245L246 8L249 7V6H247V1H246V2H244ZM263 1H264V0H263ZM40 2H41V3H40ZM76 2H77V3H76ZM97 2H99V8H98V4H97ZM118 2H119V4L116 5L115 3H118ZM136 2H137V4H136ZM143 2H144V4H143ZM179 2H180V1H179ZM189 2H190V1H189ZM242 2H243V3H242ZM253 2H254V1H253ZM255 2H256V1H255ZM60 3H61V4H60ZM82 3H84V5H82ZM104 3H105V0H104ZM113 3H114V4H113ZM126 3H127V4H126ZM134 3L136 4V7H138V8H136L137 12L140 10V13H137V12H136L138 15H135L136 13L134 14L133 11H131L133 8L135 9V5H134ZM177 3H178V2H177ZM177 3H176V4H177ZM183 3H184V4H183ZM238 3H240V4H238ZM41 4H42V5H41ZM178 4H179V3H178ZM178 4H177V5H178ZM197 4H198V3H197ZM199 4H200V3H199ZM244 4H245V5H244ZM263 4H264V2H263ZM21 5H22V7H21ZM24 5H25V6H24ZM45 5H46V6H45ZM48 5H49V6H48ZM61 5H62V6H61ZM100 5H102V6H100ZM118 5H120V6H118ZM122 5L125 6V7L122 8ZM131 5H133V8L131 7ZM141 5H143V6H141ZM194 5H193V8L190 9L189 11H191V12H193L192 10L199 11V10L197 9L199 6L195 9ZM248 5H249V4H248ZM259 5H261L262 8L264 7V5H262V4H259ZM23 6H24V7H23ZM36 6H37V7H36ZM38 6H39V7H38ZM50 6H51V7H50ZM71 6H72V7H71ZM117 6H118V7H117ZM126 6H128L127 8H130V7H131V8H130L131 10L128 11V10H129V9H128V10L124 11V9L126 8ZM139 6L142 7L143 10L140 9ZM149 6H150V5H149ZM178 6L181 7L180 5H178ZM261 6H258V8L260 9ZM4 7H5V8H4ZM20 7H21V8H20ZM30 7H31V8H30ZM60 7H61V9H59ZM69 7L71 8V10H70ZM80 7H81V8H80ZM187 7H188V8H187ZM230 7H228V8H229L231 11L227 8L223 13H222V12L219 13V15H222V14H223V15L220 16V17H219L218 15H215L216 12L214 11V9H212V11H213L214 13H213V12H211V13H213V16H214V17L216 16V19H215L212 15H209L210 13H208L207 16H206V15L203 16V19L206 18V19L208 20V21H207V20L205 19L207 22L204 21V23H200V22H202V21H199V20H198L200 17H198V18L195 20V22H194L195 24L198 22V24L200 23L201 25L206 23V24L204 25V28L201 27V26H199L200 24H199V25L196 24L198 27H195V28H198V29H199V27H200V29H202V30L205 29V30H203L202 35L204 36V38H205L206 40L208 39L207 41H210V40H211V39H210V38H212L211 36L214 37V35H216V36H215V37H216L215 40H214V38H213V39L208 43V44H210V45H208V46H209V47L211 46V48L216 47L217 44H218V45L221 44L220 41L222 40L223 32L226 31L225 28L223 29V27H225L226 25H228L229 23H231V22H229V21H231L233 18H236V17L238 16V15H236V14L241 13V8H240V12L235 13V12H237V10L235 11V9H231ZM36 8H37V9H36ZM53 8H54V9H53ZM65 8H66V9H65ZM76 8H77V9H76ZM127 8H126V9H127ZM246 8H245V11H246ZM258 8H256V9H258ZM4 9H5V11H4ZM12 9H13V10H12ZM20 9H21V10H20ZM38 9H39V10H38ZM73 9H74V10H73ZM80 9H81V10H80ZM102 9H104V11H102ZM107 9H108V11H109V10H110V11H109V12L106 11ZM134 9H133V10H134ZM138 9H139V10H138ZM256 9H255V11L257 12ZM259 9H258V12H257L256 14L259 13ZM17 10H18L19 12H18ZM34 10H35V11H34ZM37 10H38V11H37ZM79 10H80V11H79ZM82 10H86L87 12L82 11ZM98 10H99V11H98ZM115 10H116V11H115ZM261 10H262V9H261ZM263 10H264V8H263ZM3 11H4V12H3ZM6 11H8V12H6ZM21 11H22V12H21ZM26 11H27V12H26ZM74 11H75V12H74ZM105 11H106V13H104ZM127 11H128V12H127ZM195 11H194V12H195ZM238 11H239V10H238ZM12 12H13V13H12ZM15 12H17V13H15ZM83 12H84V14H83L84 16L81 14V13H83ZM97 12H99V13H97ZM100 12H103V15H98V14H100ZM107 12H108V14H107ZM123 12H124V13L127 12V13L123 14ZM130 12H132L133 16H132V14H131ZM229 12H230V13H229ZM261 12H263V11H261ZM10 13H11L12 15H11ZM25 13H26V14H25ZM33 13H35V16H34ZM96 13H97V14H96ZM128 13H130L131 15L128 16ZM162 13H164V12H162ZM231 13H233V14H231ZM254 13H255V12L251 13V15L249 14V17L251 16V17H250L251 19H250L249 17L246 18V19L248 20L247 23L244 22L243 24H241V25H242L241 27L239 26V28L241 29V31H240L239 28H238V32H241V33L243 34V37H244V35H245V32L247 31V32H246V36H245L244 38H243V37H239V36H241V33H239V35H238V40H239V39H242V40H240L239 45H237L238 42H236L237 44H236V43H235V44L233 43V44H234V45H233L234 47H232V49H234V52L237 51L236 53H234L233 50H231V48H230V50H231V54H233V55H232V58H230V59H232L233 61L231 60L232 63H231V62H230V63H231L232 65H230V66H229V64H228L227 66L224 65V67H225V69H226V70L224 69V70H225V73H222L224 70H221V72L218 70V73H217L215 70H214V71L212 70L213 73H214V72L217 73V75H213L211 69H210V71L208 72L209 67L206 66V64H205L206 62H205V63H204L205 70H204V68H203L204 73H202V72L199 73L200 76H199V75H196V78H195V80H196L197 78H200V77H201L200 79H202V80H203V79L206 80V81H204V82H207V83H205V85L207 86V85L210 84V82H213V79L222 78V76H224L223 74H226L227 69L230 68V70H231V69L235 70V71H234L235 73L232 72V71L230 72L231 76L233 75V73L235 74V75L232 76V77H233L232 80H233L234 78H235L234 80H238V81L240 80L239 82H238V81H236V82H238L237 85H239V87L241 86V87L244 88L243 91H242V88H241V87H240V88H237V87H238V86H237V87L235 88L236 90L234 89V91H233L234 94H233L232 91H231L230 93H228L227 91H223V93H225V92L227 93V96H226V93L224 94V95L226 96V97H225V96H222L223 94H222V91H221V93H220L221 95L218 94V95H219L218 97H219V99L221 98L220 100H222V99H223V100H226L227 98L229 99V97L232 98L231 95L233 94V96H236V97H238V98H241V100H245V99H246V101H247L248 103L245 102V103H243V104L241 105V106L244 107V109L241 107V111L245 110L244 112H246V113H248V112L251 113V111H252L251 109H252V108L255 109V106H254V105H256V109H257V110H259L260 107H261L262 109H261L260 111H262V110L264 111V109H263V107H264V95H263L264 92H262V91L264 90V88H263L264 85L262 86V83L264 82V79H262V78H264V75L262 74V72L264 73V64H263L264 62L262 63L263 65H262L261 62H260V60H261V61H262V60L264 61V52H263V51H264V49H263V48H264V45H262L263 42H261V40L258 39V38H261L262 41H264V38H262V37H264L263 34H262V33H264V32H261L262 37H260L259 35H257V34L260 33V30H259V29H261V27H262V31L264 30V29H263L264 26H259V25L256 26V23H258V22L260 23L259 18H260L261 15L258 14V16H259V17H258V16L255 15ZM9 14H10V15H9ZM20 14H21V15H20ZM79 14H80V15H79ZM85 14H86V15H85ZM101 14H102V13H101ZM113 14H114V15H113ZM200 14H201V13H200ZM216 14H218V13H216ZM230 14H231V15H230ZM234 14L236 15V17L234 16ZM252 14H253V15H252ZM260 14H261V13H260ZM1 15H3V16H2V19H1ZM4 15H5L6 17H5ZM8 15H9V16H8ZM15 15H16V16H15ZM24 15H25V16H24ZM104 15H105V16H104ZM123 15H124V16H123ZM159 15H160V16H159ZM198 15H199V14H198ZM202 15H203V14H201V16H202ZM254 15H255V16H254ZM262 15H264V14L262 13ZM22 16H24V17H22ZM33 16H34V17H33ZM72 16H73V17H72ZM76 16H77V17L79 16V19L76 18ZM80 16H81L82 19L80 18ZM113 16H114L115 19L113 18ZM116 16H117V17H116ZM137 16H138V17H137ZM172 16H174V15H172ZM199 16H200V15H199ZM208 16H211V18H213L214 20H213V19L210 20V19H209L210 17H208ZM217 16H218V18H217ZM230 16H231V17H230ZM253 16H254V17H253ZM256 16H257V17H256ZM13 17H14V18H13ZM55 17H56V19H55ZM207 17H208V18H207ZM221 17H222V24H220V22H221ZM224 17H225L226 22H225V20H224ZM226 17H227V18H226ZM262 17H263V16H261V18H262ZM4 18H5L6 20H5ZM10 18H11V20H10ZM37 18H38V19H37ZM88 18H89V22H88ZM94 18H95V19H94ZM112 18H113L115 21H116V18H117V20H118V19H121V20L116 21V22H117L116 24L118 25V23H119L120 27H118L119 25H118V26L115 25L116 27L113 25V24L115 23V21L112 23V21H113ZM123 18H124V19H123ZM125 18H126V20H125ZM133 18H134V20L132 21ZM255 18H256V19H255ZM257 18H258V19H257ZM261 18H260V20H262ZM3 19L5 20V22H4ZM8 19H9V20H8ZM12 19H13V20H12ZM36 19H37L38 21H37ZM43 19H45V20H43ZM76 19H77V20H76ZM83 19H84L85 22H86V19H87V22H86V23H88V25H86V23H84ZM99 19H100L103 23H105V24L101 26V25H100V22H101V21H100ZM172 19H174V20L172 21ZM218 19H219V20H218ZM15 20H16V21H15ZM56 20H57V21H56ZM71 20H72V21H71ZM74 20L77 21V22H75ZM79 20H80V21H79ZM81 20H82V21H81ZM94 20H95V21H94ZM216 20H217V21H216ZM247 20H245V21H247ZM252 20H254V21H252ZM8 21H9V22L12 21V22L9 23ZM18 21H21L22 23L20 24V22H18ZM25 21H26V22H25ZM27 21H28L30 24H25V23H28ZM60 21H61V22H60ZM63 21H64V22H63ZM91 21H92V22L94 21L96 25H94V22H93V25H92V22H91ZM97 21H98V22H97ZM119 21H122L123 23H122V22L120 23ZM129 21L131 22L132 25H130V22H129ZM162 21H163V20H162ZM168 21H169V23H168ZM171 21H172V22H171ZM196 21H197V22H196ZM214 21H216V22H214ZM218 21H219V23H218ZM223 21H224L225 24L223 23ZM256 21H257V22H256ZM7 22H8V23H7ZM13 22H14V24H13ZM15 22H17V23H15ZM24 22H25V23H24ZM38 22H39V23H38ZM42 22H44V23H42ZM82 22H83L84 25L82 24ZM102 22H101V24H103ZM155 22L158 23V26H157V24H156ZM166 22H167V23H166ZM177 22H176V23H177ZM210 22H211V23H210ZM255 22H256V23H255ZM4 23L6 24V26H7L8 28L5 26ZM61 23H62V24H61ZM106 23H107V25H106ZM111 23H112L113 27H115V28H117V29L114 28V29L111 30V28L108 26V25H111ZM165 23H166V24H165ZM170 23H173L172 26H173L174 28H173V27H169V25L171 26ZM208 23H209V24H208ZM212 23H213V24H212ZM226 23H228V24H226ZM248 23H250V24H248ZM253 23H254V24H253ZM259 23H258V24H259ZM2 24H3V25H2ZM12 24H13V25H12ZM23 24H24V26H23ZM74 24H75V25H74ZM97 24H98V26H97ZM122 24H123L124 26H123ZM126 24H127V25H126ZM159 24L161 25V27H160ZM167 24H169V25L167 26ZM185 24H186V23H184L183 25H185ZM187 24L190 25L191 23H187ZM187 24H186V26H187ZM216 24H217V25H216ZM245 24H246L248 27L245 26ZM10 25H11V26H10ZM39 25H40V26H39ZM57 25H58V26H57ZM62 25H63L64 27H63ZM99 25H100V28L103 27V26H104V27H105V26H108L110 29H109L108 27H107L108 30H107V28H104V27L100 29V28H99ZM112 25H111V27H112ZM162 25L165 26L166 28L169 27V29L167 28L166 30H167V31H170V33H167L166 30L164 31V34H163V33L160 34V31L157 32V28L160 30V29L163 27ZM193 25H194V24H193ZM196 25H195V26H196ZM4 26H5V27H4ZM13 26H14L15 28H14ZM19 26H20L21 28H20ZM77 26H78V27H77ZM125 26L127 27V29H129V31L126 30V27H125ZM130 26H131V27H130ZM202 26H203V25H202ZM253 26H256V27H257V28L255 27V29L257 30V32L259 31L258 33L256 32V30L254 29ZM24 27H26V28H24ZM36 27H37V28H36ZM39 27H40V28H39ZM42 27H43L44 29H43ZM66 27H67V28H66ZM76 27H77V28H76ZM97 27H98V28H97ZM123 27H125V29H124ZM128 27H130V28H128ZM147 27H146V28H147ZM206 27H207V28H206ZM209 27H210V29H209ZM243 27H244V28H243ZM251 27H252L253 29H252ZM258 27H260V28L258 29ZM6 28H7L9 31H8ZM16 28L18 29V31L16 30ZM32 28H34V29H32ZM61 28H62V29H61ZM71 28H72V29H71ZM74 28H75V29H74ZM78 28H79V29H78ZM82 28H84V29H82ZM85 28H86V29H85ZM212 28H213V29H212ZM242 28L244 29L243 31H242ZM245 28H246V30H245ZM3 29H4V30H3ZM38 29H39V30H38ZM92 29H93V33L95 32V29H96V30H97V29L99 30V31L97 30V33L95 32L94 37L92 36V34H93L92 31H91ZM105 29H106L107 31H106ZM120 29H121V30H120ZM164 29H165V28H164ZM198 29H197V30H198ZM230 29H231V28H230ZM251 29H252V31H251ZM6 30H7V32H6ZM15 30H16V31H15ZM43 30H44L45 32H44ZM63 30H64V31H63ZM77 30H78V31H77ZM81 30H82V31H81ZM109 30L112 31V34H113V35H115V34H114V32H115V33H116V37H118L117 35H118V32H119V31H120V33L123 32V34H124L126 37L129 36V32H131V33H130V36H129L128 38H126V41H125V40H122L123 37L120 36V35H123V34H120V35H119V36L121 37V39L119 38L120 41H119L118 39L115 38V39H116V40H114L115 42L118 40V44L121 43V44H119V45H121V46H116V47H120V48L122 47V48L120 49V51H121V50L123 51V48H124V50H125L126 47L128 48V46L130 45V46H131V47H129L130 49L132 48L133 51L135 50L134 52H136V53L141 52L140 54H142V51H143L144 53H146V52L148 51V49H149V51H150L151 46L156 47V45H158V44L160 43V44H159L160 46L158 45L159 47H157V48H159V50H158V51L156 50V51L154 52L153 50H155L156 48L153 47L154 49L152 48L153 50L150 51L151 55L149 54V52H148V55H147V53H146V54L143 53L142 55H140V54L138 55V54H137V56H138V58H139V61L141 60V62H139V61H138V58H137V62H138V63H142V61H145V60H146V61H147V60H148V61L150 60V61H152V63H154V61H153V59H154V60H155V65H156V66H154V65L152 66V64L149 65V64H148L149 62H148V61H147V62L145 61V62L147 63V65H146L145 62H144V63H145L146 66H148L147 68L143 65V63H142L141 65L144 66V67H142V66L140 65V67H142V69L139 68V67L137 68V65H138V64L136 65V60L134 61V58L137 57V56H136V54H134V53L131 52V50H130V51H129V60H131V62L129 63V60H128V58H127V59H126L127 61L125 62L126 67H127V65H130V70L133 69V68H132L133 66H134L135 68H137V69H141V70H138L139 72H138V71L134 72V71L136 70V69H134V70H133L134 73H133V72H131V73H132V75L134 74L135 77H132V75L129 74L130 72H129V73L123 72V70H125V68H123V70H121L122 73H121L120 70H118V71L116 70L117 72H119V74L121 73L120 75H119L118 73H116V72H113V73H115V74H118V75H115V74H114V75H115V76H114V75H112L113 73H111V75L109 76V79H110L111 81L108 79V77L106 78L105 76H107V73H106V75H105L104 73H105V71H106L107 68H108V64L106 63V62L108 61V59H106L107 61L104 60V59L106 58V56H107L106 54H105L106 56H104V53L106 52L105 49H106L107 51H109V54L111 53V50L114 52L115 55H116V53L118 54V52H120V51H119V48H117V49L115 50V46H114V45H116L117 42L114 43V41H113L114 44H113V43H110V45H111V44H113V45H111V46H110V45H109V46H108V45H105L106 47L104 46L105 48H103V49L100 50V48H101L100 45H101V44L99 45V41L101 40V37L105 36V35H102V34L107 33ZM113 30H114V31H113ZM123 30H124V31H128V33H127V32H124ZM162 30H163V28L161 29V31H162ZM222 30H224V31L222 32ZM227 30H228V29H227ZM254 30H255V31H254ZM12 31H13V32H12ZM22 31H23V32H22ZM27 31H28V32H27ZM61 31H62V32H61ZM101 31H103L102 34H101ZM117 31H118V32H117ZM121 31H122V32H121ZM133 31H134V32H133ZM145 31H146V30H145ZM198 31H199V30H198ZM205 31H206V32H205ZM211 31H212V35H211ZM11 32H12V33L15 32V33L17 34V36L14 37L16 34L14 33V35H13V34H11ZM32 32H33V33H32ZM38 32H39V33H38ZM89 32H91L92 34H90ZM165 32H166V33H165ZM199 32H200V31H199ZM201 32H202V31H201ZM201 32H200V33H201ZM207 32H209V33H207ZM217 32H218V33H217ZM221 32H222V34H221ZM243 32H244V33H243ZM248 32H251V33H248ZM9 33H10V34H9ZM37 33H38V34H37ZM57 33H58V34H57ZM60 33H61V34H60ZM80 33H81V34H80ZM132 33H133L134 35L136 34L135 36H136L137 38H139L138 41L143 37V34L145 35V33H146V36H147V37L149 36V37L151 38L150 40L153 41V42L150 43L151 41L145 36L146 38L144 37V40H145V39H146V40L148 39V40L150 41V42H149L148 40H147V41L145 40L146 42H148V48H146L147 46H145V44H144L145 42L143 41V38H142V39H141L142 41H140L141 44L138 42L136 48L139 46L138 48L140 49V48H141V45H142V48H143V45H144L146 49L143 48V49H140V50H139V49L137 48V49L139 50V51H138V50L135 48V45H136V41H137V40L135 39L136 37H134V35H133V37L131 36ZM138 33L141 34L142 37H140V35H139ZM147 33H148V35H147ZM204 33H205V34H204ZM206 33L208 34V36H207ZM252 33H253L254 35H256V36H254ZM8 34H9V35H8ZM30 34H31V35H30ZM63 34H64V35H63ZM88 34L91 35V36L93 37V39H94V38H98V39H100V40H98V39H94V40H93V39H91L92 37H90V39H89V35H88ZM108 34H109V33H108ZM110 34H111V32H110ZM137 34H138L139 36H137ZM157 34H158V35H157ZM159 34H160V35H159ZM162 34H163V35H162ZM213 34H214V35H213ZM220 34H221V36H220ZM250 34H252V35H250ZM261 34H260V35H261ZM6 35H7V36H6ZM11 35H12V36H11ZM18 35H19V36H18ZM44 35H45L46 37H45ZM57 35H58V36H57ZM98 35H99V36H98ZM106 35H107V34H106ZM124 35H123V36H124ZM170 35H171V34H170ZM170 35L168 36V38L170 37ZM205 35H206V36H205ZM209 35H210V36H209ZM218 35H219V38H217ZM8 36H9V37H8ZM60 36H61V37H60ZM80 36H81V37H80ZM97 36H98V37H97ZM125 36H124V38H125ZM167 36H166V37H167ZM174 36H175V35H173V37H174ZM247 36L249 37V39H246V38H248ZM251 36L253 37V39H255V43H253L254 41L252 40V37H251ZM11 37H12L13 39H12ZM24 37H25V38H24ZM33 37H34V38H33ZM55 37H56V38H55ZM57 37H58L59 39H58ZM74 37L76 38L75 42H74V41H71V39H73V40L75 39ZM87 37H88V39H87ZM130 37H132V41H133V42L128 41L129 44L126 43V45H127V44H128V45L125 47V46H124V45H125V42H127V40H131V39H129ZM32 38H33V40H31ZM47 38H50V39H47ZM80 38H82V39H80ZM133 38H134V40H136V41H134ZM256 38H257V39H256ZM1 39H2V40H1ZM5 39H6V40H5ZM51 39H53V40H51ZM79 39H80V43H79V41H78ZM3 40H4V41H3ZM9 40H10V41H9ZM13 40H14V41H13ZM17 40H18V42H17ZM38 40H39V41H38ZM63 40H64V41H63ZM69 40H70V41H69ZM88 40H89V41H88ZM91 40H92V41H91ZM95 40L98 41V44H97V45H94ZM121 40L124 41V44H123V42H121ZM244 40H245V41H244ZM246 40H247V42H248V41H250V42H249V43H246ZM257 40H258V41H257ZM22 41H23V42L25 41V42H24L25 44H24ZM76 41H78V42H76ZM87 41H88V42H87ZM93 41H94V42H93ZM173 41H174V40H173ZM243 41H244L245 43H244ZM252 41H253V42H252ZM256 41H257V42H256ZM14 42H15V43H14ZM19 42H20V43H19ZM31 42H32V43H31ZM38 42H39V43H38ZM50 42H51V43H50ZM52 42H53V44H52ZM67 42H68V43H67ZM86 42H87V43H86ZM92 42H93V44H92ZM134 42H135V43H134ZM142 42H143V43H142ZM154 42H155L156 44H155ZM161 42L164 43V44H163V45H165L164 48H163V45L161 44ZM215 42H216V43H215ZM219 42H220V43H219ZM9 43H10V44H9ZM17 43H18V45H17ZM21 43H23V44H21ZM45 43H46V44H45ZM48 43H49V44H48ZM65 43H66V44H65ZM73 43H74V44H73ZM75 43H76V44H75ZM78 43L81 45V47H82V51L84 50L83 52H81V48H80L79 46H75V45H77ZM95 43H97V42H95ZM213 43H214V45L212 46ZM241 43H242V44H241ZM250 43H251V44H250ZM259 43H260V44H259ZM20 44H21V46H20ZM79 44H78V45H79ZM88 44H89V45H88ZM134 44H135V45H134ZM146 44H147V43H146ZM151 44H152V45H151ZM153 44H154V45H153ZM248 44H249V47H248ZM254 44H255V45H254ZM257 44H258V45H257ZM3 45H4V46H3ZM10 45H11V46H10ZM40 45H41V46H42V45H45V46L39 49L38 47H40ZM59 45H61V46H59ZM62 45H63V46H62ZM93 45H94V46H93ZM150 45H151V46H150ZM161 45H162V48H161ZM189 45H191V44H189ZM215 45H216V46H215ZM240 45H241V48H240ZM243 45H244V47H243ZM250 45H251L252 47H251ZM253 45H254V46H253ZM259 45H260L261 47H260ZM49 46H50V47H49ZM95 46H99V47H98V48H99L98 50H100V51H98V50H97V47H95ZM107 46L110 47V48H113V47H114V50H115V51H114L113 49H110V48L108 49ZM123 46H124V47H123ZM236 46H237V47H236ZM238 46H239L240 49H236V48H238ZM257 46H258V47H257ZM7 47H8V48H7ZM13 47H14V49H13ZM23 47H24V49H23ZM61 47H62V48H61ZM65 47H66V48H65ZM67 47H70V48L72 47L71 49H73V48H75V47H76V49H78L77 47H79V48H80V50L78 49L79 53H80V52H81V54L84 53V54H82V55H83V57H82L83 59H82V58H79V57H81V56H79V55H81V54H79V55L76 54V57L73 55L76 59L73 58L72 54H73L74 51H71L70 48H68V49H69V50H68ZM90 47H92V48H90ZM209 47H208V49H209ZM259 47H260V49H259ZM20 48H21V49H20ZM58 48H60V49H58ZM63 48H64V49H63ZM89 48H90V49H89ZM93 48L96 50V52H94V53H92V51H95ZM129 48H128V49H129ZM37 49H38V50H37ZM42 49H43V50H42ZM45 49H46V50H45ZM55 49H57V50H55ZM144 49H145L146 51H145ZM162 49H163V50H162ZM215 49H216V48H215ZM245 49H246V50H245ZM258 49H259V50H258ZM261 49H263V51H262ZM18 50H19V51H18ZM34 50H35V51H34ZM66 50H67L69 53L67 52V54H68L67 56H68V57H66V59H64L65 57H64V58H63V57H60V52L62 53V52H65ZM74 50H75V49H74ZM91 50H92V51H91ZM102 50L105 51V52L102 53V52H101ZM117 50H118V51H117ZM160 50H162V52H161ZM209 50H210V49H209ZM209 50H208V51H209ZM260 50H261V51H260ZM20 51H21V52H20ZM23 51H24V52H23ZM44 51H45V52H44ZM55 51H57L56 54H55ZM97 51H98V54H97L98 56L101 55V53H102V55H103V56L101 55V56L98 58V60L95 59V58H97V55L95 54V53H97ZM137 51H138V52H137ZM152 51H153V52H152ZM191 51H192V50H191ZM212 51H214V49H213V50L211 49V51H209V53L212 52ZM248 51H249V52H248ZM159 52H160L161 54H159ZM229 52H230V51H229ZM260 52H261V53H260ZM28 53H29V54H28ZM57 53H58V54H57ZM65 53H66V52H65ZM65 53H62V54H64V56H65ZM74 53H75V52H74ZM152 53H153V54H152ZM155 53H156L157 55H156ZM241 53H242V54H241ZM9 54H10V55H9ZM18 54H19V55H18ZM26 54H28V55H26ZM42 54H43V55H42ZM69 54H71V55H69ZM85 54H86V57L84 56ZM114 54H113V55H114ZM130 54H133V55H130ZM154 54H155V55H154ZM158 54L160 55L159 57H158ZM210 54H211V53H210ZM237 54H238V55H237ZM239 54H241V55H239ZM244 54H245V56H244ZM246 54H247V55H246ZM251 54H252V55H251ZM262 54H263V55H262ZM21 55H22V56H21ZM35 55H36V56H35ZM94 55H95V56H94ZM111 55H112V53H111ZM111 55H109V56H110L109 61L111 60V57H112V59L115 57V55H114V57H113V55H112V56H111ZM143 55H145V56H146V55H147V56L150 55V56H151L150 58H151V59L153 58V59L151 60L149 57H147V58H149V59L144 58L145 56L143 57ZM228 55H230V53H228ZM228 55H227V56H228ZM259 55L261 56L262 59L260 58ZM26 56H28V57H26ZM42 56H43V57H42ZM62 56H63V55H62ZM69 56L72 57V58H71V61H69V60H70V59H69ZM78 56H79V57H78ZM93 56H94L95 58H94ZM109 56H108L107 58H109ZM130 56H132V57H134V58H132V57H130ZM154 56H156V57H158V58H160V59H161V58H163V59L160 60V59H158V58H156V57H154ZM161 56H162V57H161ZM243 56L246 57V58H248V56H249L251 59L254 58V62H253V63L251 62V64H249L250 66L246 65L245 68H244V65H245V64L243 63L244 65L242 64L243 67H242V70H241V66H242V65H239V64H241V63L243 62V60L245 59ZM255 56H256V57H255ZM24 57H25V58H24ZM34 57H35V59H34ZM59 57H60V58H63L65 62H63L62 59H60V61H62V62H59V63H58L57 60H59ZM91 57H92V59H91ZM103 57H104V59H103ZM233 57H234V58H233ZM235 57H237V58H235ZM13 58H15V59H13ZM16 58H17V59H16ZM23 58H24V59H23ZM78 58H79V59H78ZM87 58H88V60H90V62H89L90 64H93L94 66H95V65H96V66L99 65L98 67H95V68H97V69L92 68V66L89 65ZM93 58H94L95 60H94ZM130 58H132V59H130ZM141 58H142V59H141ZM155 58H156V59H155ZM243 58H244V59H243ZM255 58H256V60H255ZM12 59H13V61H12ZM73 59L77 60V62H79L80 65L82 64L83 66H82V67H79L80 65H79V66L76 65V67H75V64L77 63V62L75 63V60H74V63H75V64L72 65V61H73ZM80 59H82V62H83V60H86V61H84V62L82 63V62H80V61H81ZM102 59H103V62H105L106 66H107V68L103 71V75H102V76H104V77H102V76L99 74V73L102 72V71H101V70H102V69H101V66H102L103 68L106 67L104 64H101L102 61H101V63L99 62L101 65L98 63V61H99V60H102ZM135 59H136V58H135ZM144 59H145V60H144ZM157 59H158V60H157ZM165 59H166V58H165ZM14 60H15V62H14ZM67 60H68V61H67ZM92 60L96 61L97 63H95V64L92 63V62H94V61H92ZM132 60H133V61H132ZM156 60H157V61H156ZM234 60H235V61H234ZM236 60H238V61H236ZM245 60H246V59H245ZM8 61H9V62H8ZM34 61H35V62H34ZM49 61H50V62H49ZM66 61H67L68 63L71 62V63H70L71 65H69ZM91 61H92V62H91ZM109 61H108V62H109ZM116 61H117V60H116ZM160 61H161V62H160ZM162 61H163V62H162ZM252 61H253V60H252ZM3 62H4V63H3ZM17 62H19V63H17ZM22 62H23V63H22ZM45 62H46V63H45ZM86 62H87V63H86ZM134 62H135V63H134ZM157 62H160V63H157ZM234 62H235V64H233ZM259 62H260V64H259ZM12 63H13V64H12ZM15 63H17V65H16ZM27 63H29V65H28ZM51 63H52V64L57 63V65H56V66L53 65V66H51V67H52V68H51L50 66H48V65L51 64ZM60 63H61V64L63 63V65H64V67L62 66V69L64 68V69H66L67 71H66V70H62V71H61V68H60L61 64H60ZM79 63H78V64H79ZM119 63H120V62H119ZM131 63H132V67H131ZM133 63H134L135 65H134ZM150 63H151V62H150ZM156 63L159 64L158 67H157V64H156ZM163 63H164V65H162ZM254 63H255V65H254ZM256 63H258L257 65H259V68L262 69V70H261L262 72H259L260 69L258 68V66L256 65ZM30 64H31V65H30ZM32 64H33L34 66H33ZM39 64H40V65H39ZM45 64H47V65H45ZM52 64H51V65H52ZM58 64H60L59 67H58ZM9 65H10V66H9ZM22 65H23V66H22ZM26 65H27V66H26ZM88 65H89L90 67H89ZM103 65H104L105 67H104ZM251 65H254V66H256L257 68H256V67L254 68L253 66L251 67ZM11 66H12V67H11ZM15 66H16V68H15ZM21 66H22V68H21ZM28 66H30V67H28ZM37 66H38V67H37ZM39 66H40L41 69L39 68ZM45 66H46V67H45ZM71 66H72V67H71ZM87 66H88V68H90V70L92 69L93 71H89V69H87ZM138 66H139V65H138ZM231 66H234L235 69H234V68H231ZM18 67H19L20 69H19ZM32 67H33V68H32ZM47 67H48L49 69H47ZM70 67H71V68H70ZM124 67H125V66H124ZM128 67H129V66H128ZM128 67L126 68V71L129 69ZM152 67H153V69H152ZM154 67H157V68H154ZM222 67H223V65H222ZM224 67H223V68H224ZM227 67H228V68H227ZM237 67H238V69H236ZM248 67H249V69H248ZM1 68H3V69H1ZM14 68H15V69H14ZM23 68H24V69H23ZM25 68H26V69H25ZM38 68H39V69H38ZM58 68H59V69H58ZM75 68H76V69L79 68L80 70H79V69L76 70ZM143 68H144V70H143ZM145 68H146V70H145ZM148 68H149V70H148ZM159 68H160V69H159ZM223 68H221V69H223ZM22 69H23V71H22ZM37 69H38V70H37ZM43 69H45V70H43ZM52 69H53V71H52ZM68 69H69V70H68ZM73 69H74L75 71H74ZM83 69H84V70H83ZM99 69H100V70H99ZM157 69H158L159 71H158ZM206 69H207V70H206ZM246 69H248V70H246ZM250 69H251V70H250ZM257 69H258V70H257ZM4 70H5V71H4ZM10 70H11V71H10ZM30 70H31V71H30ZM32 70H34V71H32ZM49 70H50L51 73H50V72H49V73L46 72V71H49ZM59 70H60L61 72H60ZM95 70H96V71H95ZM130 70H129V71H130ZM147 70H148V71H152L153 73H152V72H148ZM154 70H155V71H154ZM161 70H162L164 73H163ZM239 70H241V72H240ZM245 70H246V71H245ZM253 70H255V71H254V75L251 74V73L253 72ZM16 71H17V72H16ZM29 71H30V72H29ZM65 71H66V72H65ZM78 71L82 72V74H81V73H78ZM97 71H98V74H99V75L94 74V73H96ZM100 71H101V72H100ZM131 71H132V70H131ZM144 71H145V72L147 71L148 73H146V74H142V73H145ZM157 71H158V72H157ZM160 71H161V72H160ZM165 71H166V70H165ZM228 71H229V70H228ZM228 71H227V72H228ZM250 71H252V72H250ZM9 72H10V74H9ZM33 72H34V73H33ZM36 72H37V73H36ZM52 72H53V73H52ZM58 72H59V74H60V73L63 74V76H60L61 74L59 75ZM63 72H65V73H63ZM67 72H68V73H67ZM71 72H74L76 75H77V73H78V75L81 74L82 77L85 76L84 79H82V80L85 82V80L87 79L86 82H88L90 86H91L90 83H93V82H94V83L97 82V85H99V84L101 83V84L105 87V89H107V90L103 89V91H102V92L100 91V93H101V94H104L103 96L106 95L105 92H106V93H107V92L109 93V95L107 94L106 98H105V97L103 98L102 95L99 94V90H98V89L102 90V88H104L102 85H101L102 87L99 86V87H101V88H98V89H97L98 86L96 85V86H97V87H96L94 84H93V88H94V89L92 88V86H91L92 89L90 88V86H87V87L90 88L89 90L92 91L93 93L96 91L94 94H96L97 96H99V99H100L101 97L103 98L102 100L100 99V100L102 101V104H103V100L106 99V100H104V101H106V102H104V104H103V105H105V103H106V105H105V106H101L102 104H101V105L98 104V103H100L101 101L98 100V98H97L96 95H95V96L92 95V97H93L94 99L91 98V94H92V92H89V93H90L89 97H90L91 99H90L89 97L86 98V97L88 96V94H89V93L87 92V91H89V90L86 91L87 87H85V85H87V83L85 82V83H86V84H85V83H83L82 80H80V79L82 78L81 76L79 77V79H77V78H78V75L75 76L76 78H74V75H75V74H72V78L74 79V81H73V79H72V81H71V80H70V78H71L70 75H71V74H69V73H71ZM76 72H77V73H76ZM127 72H128V71H127ZM219 72H220V73H219ZM237 72H238L239 74H237ZM244 72H245V73H244ZM248 72H249V74H248ZM255 72H256V73H255ZM4 73H5L6 75H5ZM17 73H18V74H17ZM43 73H45V74H43ZM123 73H124V74L126 73V74H125L126 77H122V76H124ZM135 73H136V74H135ZM137 73H139L140 75H139V74L137 75ZM151 73H152V74H151ZM162 73H163V74H162ZM209 73H210V74H209ZM211 73H212V74H211ZM241 73H242V74H241ZM7 74H9V75H7ZM13 74H14V76H13ZM21 74H23V76H22ZM35 74H36V75H35ZM52 74H53V75H52ZM64 74H65V75H64ZM67 74H69V75L67 76ZM83 74H84V75H83ZM88 74H89V75H88ZM101 74H102V73H101ZM150 74H151V75H150ZM203 74L205 75V77H204ZM214 74H215V73H214ZM260 74H261V75H260ZM16 75H17V76H16ZM19 75H20V76H19ZM30 75H32V76H30ZM41 75H42L43 77H41ZM54 75H55V76H54ZM96 75L99 76V77H96ZM136 75H137V76H136ZM142 75H143V77H142ZM148 75H147V76H148ZM154 75H155V74H154ZM168 75H169V73H168ZM206 75H208V77H209V75H211L212 78L209 77V79H212V81H209V79H208V77H206ZM212 75H213V76H212ZM262 75H263V76H262ZM1 76H2V77H1ZM6 76H7V77H6ZM21 76H22V79H21ZM26 76H27V77H26ZM35 76H36V77H35ZM37 76H38V77H37ZM46 76H48V77L50 76L49 78L47 77L48 80H46ZM59 76H60V77H59ZM64 76L67 77V78H65ZM69 76H70V78H69ZM86 76H87V77H86ZM88 76H89V77H88ZM91 76H92L93 78L95 77V79H90ZM100 76H101L103 79L100 80ZM116 76H118V77L121 76V79H120V78H119V79H120V81L123 82L124 84L121 83V82H119V81H118L119 79H118ZM127 76H128V77H127ZM149 76H148V77H149ZM202 76H203L204 78H203ZM214 76H216V77L214 78ZM239 76H240V77H239ZM246 76H247V78H246ZM257 76H258V77H257ZM13 77H14V78H13ZM19 77H20V78H19ZM30 77H31V78H30ZM52 77H56V79H57V80H60V81H57V83H56L55 78L53 79ZM62 77H63L64 79H63ZM92 77H91V78H92ZM111 77H112L113 80L111 79ZM138 77H139V79H138ZM217 77H218V78H217ZM244 77H245L247 80L252 78V80H249V81L245 80V81H244V79H245ZM248 77H249V78H248ZM255 77H257V78H255ZM260 77H261V78H260ZM2 78H4L5 81H4V79H2ZM9 78H10V79H9ZM51 78H52V80H51ZM96 78H97V79H96ZM114 78H115V79H114ZM123 78H125V80H123ZM134 78H137V79L139 80V81H138L139 84L137 83V79H134ZM205 78H207L208 80L205 79ZM238 78H239V79H238ZM259 78H260V80H259ZM19 79H20V80H19ZM49 79H50V80H49ZM62 79H63V80H65V79H69V80H67V81H68V82L71 81V82H70V83L67 82V83L70 84L71 86H72V82H73V85H75L76 83L78 84V83H80L81 81H82V82H81V85H82V86H83L84 84H85V85H84L83 87H81V85H77V84H76V85L78 86V87H77V86L75 85L77 88H76V87H71V86L69 85L70 88H68V87L66 88L65 86L67 85V83H65V84H66V85H65V84L63 83V80H62ZM76 79H77L78 81L80 80V82H78ZM89 79H90V80H89ZM104 79H108V80H106V81L104 82V81H103ZM200 79H197V80L195 81V82H196V83H195V82H194V78H193V82H191V83L189 82V83H188V81H187V82H185V84H184V86H183L184 88H187V87H188V88H189V87H192V88H193V85H195V84L197 85V86L195 85L196 87L194 86V88H195L196 91H195L194 89L189 88L190 90H192V92L194 93V95L197 94V95L195 96V98L193 97V98L191 99V102H189V104H190V103H193V105L195 104V102H196V100H197V98H198L197 96H199V97L201 96L199 93H202V91H203L202 89H204V87H205V86H204V82L202 83V81H200ZM257 79H258V80H257ZM15 80H17L18 82L20 81V82L18 83V82L15 81ZM21 80H22V81H21ZM25 80H26V82H25ZM29 80H30V81H29ZM53 80L55 81V84H56L57 86L65 87V89L63 88V89H64L63 92H62V89H61L60 87H57V86H55V88H58V89L60 88L61 90H59L58 92H57V91L55 92V90H58V89H55V88H54L53 85H55V84L52 83ZM93 80H94V81H93ZM98 80H99V81H98ZM122 80H123V81H122ZM129 80H130V81H129ZM163 80H164V81H163ZM167 80L170 81V82H168ZM256 80L259 81V83L256 82ZM23 81H24V82H23ZM42 81H43V82H42ZM44 81H46V82H44ZM49 81H51L50 83L53 84L52 86H53V88H54V89L52 90V89H50V87L52 88V86H50L49 89L52 90L53 93L55 92L54 94H53L51 91H49L48 88H46V87H48V86L50 85V83H48ZM65 81H66V80H65ZM89 81H90V82H89ZM107 81H108V82H107ZM135 81H136V82H135ZM154 81H155V80H154ZM246 81H247V82H246ZM250 81H252V82L250 83ZM8 82H10L9 85L7 84ZM15 82H16V83H15ZM28 82H30V84H29ZM58 82H59V83H58ZM75 82H76V83H75ZM110 82H111V83H110ZM116 82H117V83H116ZM127 82H128V85L131 84L132 82H135V83H137L138 86L135 85V83H133V85H129V87H130V86L132 87V86H134V85H135L136 87H135V86L132 87V88H129V87H128V88L130 89V90H129L128 88H125V87H126L125 85H127ZM167 82H168V83H167ZM197 82H200V83H198V84H199V85L201 84L202 87H201V86H198ZM208 82H209V84H208ZM240 82H241V85H240ZM255 82H256V83H255ZM11 83H12V84H11ZM27 83H28V84H27ZM31 83H33V86H32ZM46 83H48L47 86H46ZM107 83H109V85H108ZM118 83H120V84H118ZM154 83H155V82H153V85H154ZM226 83H227V81H226ZM13 84H14V85H13ZM15 84H17V85H15ZM24 84H25V85H24ZM35 84H36V85H35ZM58 84H60V85H58ZM63 84H64V86H63ZM105 84L107 85V87H106ZM151 84H152V83H151ZM186 84H190V85L187 86ZM192 84H193V85H192ZM224 84H225V83H224ZM249 84H251L250 86H252V88H254V91H255V92H254L253 89L250 87V88H249V89H250V93H249V91H248V89H247V88H248L247 86H249ZM252 84H253V85H252ZM21 85H22L23 88L21 87ZM26 85H27V86H26ZM30 85H31V87H30ZM42 85H43V88L41 87ZM119 85H121L122 87L120 88ZM123 85L125 86L124 89H122V88H123ZM166 85L163 86V89H164V87H165ZM185 85H186L187 87H185ZM260 85H261V86H260ZM15 86H16V88H15ZM28 86H29L31 89L28 88ZM36 86H37V87H36ZM79 86H80L81 88H83V89H84V87H85V90H84V93H85V94L83 93V89H81ZM167 86H166V87H167ZM254 86H255V87H254ZM257 86H260L261 88H256ZM2 87H3V88H2ZM17 87H18V89H19L21 92L17 89ZM38 87H39V88H38ZM40 87H41V88H40ZM95 87H96V88H95ZM111 87H112V88H111ZM197 87H198V89H200V90H198ZM13 88H15L14 91H13ZM45 88H46V89H45ZM71 88H73V89L76 91L75 94L77 95V97L75 96V94H73V93L75 92V91H73V89H72L73 92L70 93V92H71ZM78 88H80L82 91H81V90H78ZM108 88H110V90H112V91L109 92V91H108ZM134 88H137L136 90H138V91H135ZM184 88H182V89H184ZM201 88H202V89H201ZM4 89H5V90L7 89V90L5 91ZM22 89H25V91H26V89H27L26 93H24L25 91L22 90ZM37 89H39V90H37ZM42 89L44 90V92L42 91ZM76 89H77V90H76ZM119 89H121V91H120ZM125 89H126V90H125ZM127 89H128L130 92H129ZM131 89H133L134 91L131 90ZM182 89H181V90H182ZM255 89H256V90H257V89H260L259 92L262 93V95H260V99H261V97H262L263 100H262V99H261V100L259 99V94H260V93H259L258 90H257V93H258V94H257ZM17 90H18V92L15 93ZM32 90H33L34 92H33ZM46 90H47V91H46ZM104 90H105V91H104ZM122 90H123V91H122ZM165 90H164V91H165ZM171 90H172V89H171ZM171 90H169V91H171ZM181 90H179V91H181ZM186 90H187V89L182 90V91H183V92H187V94H186V93L183 94L182 91L180 92V93H182L181 96L187 95V96H184L185 98H182V97L180 96L179 92H178L179 97H181V98L178 97V98L180 99V100H179V101H180V104H179L178 102H177L176 104H179V106H180L181 104L184 103L183 100L185 101V99H186V102L188 103V100L190 101V98L192 97V96H191V95H192V92H191V95H190L189 90H188V91H186ZM193 90H194V91H193ZM244 90H245V92L248 91V93H247V94H244ZM12 91H13V92H12ZM31 91H32V92H31ZM48 91H49L50 93H52V97H51L52 99H51V98L49 99L48 96H51V94L49 93L50 95H48ZM79 91H81V92H79ZM127 91H128V92H127ZM166 91H165V94H166V96H167V92H166ZM173 91H176V90H173ZM198 91H199V92H198ZM9 92H11V93H9ZM29 92H30V93H29ZM78 92H79V93H78ZM122 92H123V93H122ZM241 92H242V93H241ZM20 93H21V94H20ZM28 93H29V94H28ZM33 93H34V94H33ZM39 93H40V94H39ZM113 93H114V94H113ZM118 93H120V94H118ZM130 93H131V94H130ZM134 93H135V94H134ZM160 93H162V92H160ZM163 93H164V92H163ZM216 93H218V92H216ZM231 93H232V94H231ZM240 93H241V95H240ZM253 93H256L258 96H257L256 94H253ZM14 94H15L17 97H16V96L13 97ZM24 94H25V95H24ZM35 94L37 95V97H35ZM61 94H60V96H61ZM79 94H80V95H79ZM81 94H82V95H85V97H83ZM117 94H118V95H117ZM173 94H174V93H173ZM178 94H177V95H178ZM229 94H231V95L228 97ZM235 94H236V95H235ZM238 94L240 95V97H239ZM250 94L252 95L251 98L248 96V95H250ZM27 95H28V97H27ZM33 95H34V96H33ZM53 95H54V96H53ZM71 95H72V97H71ZM78 95L81 96V97H79ZM122 95H121L120 97H123ZM128 95H131V97H129ZM194 95H193V96H194ZM202 95H203V93H202ZM243 95H245V96H243ZM251 95H250V96H251ZM255 95H256V96H255ZM7 96H8V98H7ZM32 96H33L34 98H33ZM58 96H59V95H58ZM115 96H117V97H115ZM242 96H243L244 98H242ZM254 96L257 97V101H256V99H252ZM11 97H13V98H11ZM95 97H96V99H95ZM108 97H109V98H108ZM128 97H129V98H128ZM164 97H165V96H164ZM169 97H170V96H169ZM188 97H189V99H187ZM246 97H247V98H246ZM15 98H16V99H15ZM17 98H18V99H17ZM53 98H54V99H53ZM84 98H85V101H84ZM118 98H119V97H118ZM165 98H166V97H165ZM200 98H201V97H200ZM200 98H199V99H200ZM21 99H22V100H21ZM27 99H28V100H27ZM33 99H36V100H34V101H35V105H36V107H38L39 109L36 108V107H35V108H36V110H37V109L39 110V111L37 112V114L40 113L39 116H36V114H34V113H36V112L34 111L35 109L33 108V107H34V105H33V102H34ZM42 99H43V100H42ZM45 99H47L49 102H48L47 100H45ZM87 99H89V100H88V104H87V107L84 108V107L86 106V104H84V102H86ZM107 99H109V100L107 101ZM121 99H124V97L121 98ZM121 99H120V100H121ZM125 99H126V98H125ZM170 99H171V97H170ZM181 99H183V100H181ZM199 99H198V100H199ZM247 99H248V100H247ZM15 100H16V101H15ZM19 100H20L21 102H18ZM31 100H32V101H31ZM52 100H53V102H52ZM91 100L93 101V103H92ZM94 100H96V101H100V102H97V103H96V101L94 102ZM120 100H119V101H120ZM192 100H194V102H193ZM223 100H222V101H223ZM250 100H251L252 102H249ZM254 100H255V101H254ZM259 100H260V101H259ZM10 101H11V102H10ZM22 101H24L23 103H25V104H23ZM29 101H30V102H29ZM39 101L41 102V105H43V106L45 105V103L47 104V105H45V108H43V107H39V105H40V104H38ZM63 101H64V100H63ZM63 101H61V102L63 103ZM89 101H90V104H89ZM112 101H113V102H112ZM116 101H117V100H116ZM116 101H115V103H117ZM171 101L174 102V101H176V100H174V98H173V100L171 99L170 102H171ZM14 102H17V103H14ZM42 102H44V103H42ZM109 102H110V104H109ZM111 102H112V104H111ZM173 102H172V103H173ZM186 102H185V104H187ZM11 103H12V104L14 103L15 107H14V105H11ZM20 103H22V105L19 107L20 109H18V104H20ZM49 103H51V104H49ZM56 103H57V104H56ZM77 103H78V102H77ZM86 103H87V102H86ZM127 103H128V105H129L131 102H130V103H129V102H126V104H127ZM249 103H250V104H249ZM252 103H253V104H252ZM260 103H262L263 105H258V104H260ZM4 104H6V105H4ZM31 104H32V105H31ZM37 104H38V105H37ZM52 104H53V105H52ZM82 104H83L84 106H82ZM107 104H108V106H107ZM176 104H175V105H176ZM185 104H184V106H186V107H184V108L188 109V110L186 111V113H184V112L182 111V109L184 110V108H183L182 105H181L182 108H181V106H180V107L178 106L177 108L174 107V108H175V109H178V108H179L178 110H179L180 112L182 111V113L185 114V115L183 114V115H184L183 117H186V119L189 120L190 118H189L187 112H188L190 109H191V110L194 109L196 105H194V108H193V107L191 108V107L187 106L188 104H187V105H185ZM244 104H245V106H244ZM3 105H4V106H3ZM79 105H81V106H79ZM99 105H100V106H99ZM112 105H113V106H112ZM128 105H127V106H128ZM193 105H192V106H193ZM5 106H6V107H5ZM8 106H9V107H8ZM22 106H23V107H22ZM24 106L27 108V109H26L27 111H28V109H30V106H31V108H32V110L30 109V110H31L30 112L34 111V113H33V112H32V113L29 112L30 114H28V116L31 118V120L28 119V116H27L26 118L24 117L26 120L23 119V121H22V120L20 119V118H23V117H22V115L19 116V111H18V110H20V111L25 110V109H24V108H25ZM46 106H48V107H46ZM94 106H91L90 108H87V110L89 111V109H91V110H92V111L90 110L91 113H93V112L96 113V112L93 110V109H95ZM106 106L109 107V108H110V107H112V108H111V109H108V108L105 109ZM129 106H130V105H129ZM173 106H174V105H173ZM173 106L171 107V109L174 110ZM251 106H254V107L251 108ZM258 106H259V107H258ZM262 106H263V107H262ZM92 107H94V108H92ZM187 107H188V108H187ZM247 107H248V109H249L250 111L247 109ZM7 108H8V109H7ZM12 108H14L15 110L12 109ZM42 108H43V109H42ZM53 108H52V110H54ZM97 108H99L100 111H98ZM102 108L105 109V111H103ZM180 108H181V109H180ZM250 108H251V109H250ZM9 109H10V110H9ZM33 109H34V110H33ZM79 109H81V110H79ZM254 109H253V113H254V111H255ZM5 110H6V111H5ZM41 110H42V111H41ZM178 110H174V111H178ZM234 110H235V108H234L232 111H234ZM10 111H11V113H12L13 111H15V112L17 111L18 114H16L15 112H13V114H14L15 116H17V117H16V118H15V117H12V114L10 113ZM83 111H84V110H83ZM83 111H82V112H83ZM184 111H185V110H184ZM192 111H193V110H192ZM192 111H189V114L191 113V114H190V115H191V116H190L191 119H192ZM247 111H248V112H247ZM4 112H5V113H4ZM6 112H7V114H6ZM24 112H25V111H24ZM41 112H42L43 114H41ZM47 112H46V113H47ZM82 112H80V113H81L82 115H84V117L86 118V117H87V114H86V116H85V113H82ZM85 112H87V111H85ZM172 112H173V111H172ZM180 112H178V113H177V112H174L173 114L170 113V114L173 115V116H170V117H173V118H174V116H176L177 119L179 118V119H178V122H180V121H179L180 119H182V121H183V117L180 115V114H181ZM234 112H235V111H234ZM234 112H231V114H233ZM255 112H256V111H255ZM257 112H258V113H257ZM257 112H256V113H257L258 115H256V114H254V115H256V116H260L261 113H262V112L260 113L259 111H257ZM97 113H96V115H97ZM175 113H177V114L175 115ZM249 113H248V114H249ZM253 113H251V114H253ZM32 114H33V115H32ZM178 114H179V115H178ZM259 114H260V115H259ZM7 115H8V116H7ZM14 115H13V116H14ZM93 115H95V114H93ZM105 115H106V114H105ZM105 115H104V116H105ZM233 115H235V113H234ZM233 115H230V116H233ZM18 116H19V117H18ZM32 116H33V117H32ZM34 116H36L37 118H35ZM106 116H108V115H106ZM180 116H181V118H180ZM261 116H262V115H261ZM263 116H264V112H263ZM78 117H81V115L79 114ZM78 117L76 116L75 118H73L74 120H73L72 117H71V120L75 121V119H77ZM84 117H81V118L77 119V121H75V122H71V120H70V119H69V120H70L72 126H73L74 123L76 124V125H74L76 128L81 127V129H82V127H83V129H84V127L87 126L86 129H89V128H88L89 123H87V120H86ZM139 117H140V116H139ZM139 117H137V118L140 119ZM170 117H169V119L167 120V122L165 121L166 123H168V124H164V125H165V129H162L163 127H162V124H161V129H162V130L159 129L161 132L164 130L163 132L166 133V131H165V130H167V129H166V126H168L167 128H169V123H170V127H173V128H174V126L176 127L177 124H176L175 120H177V119L174 118V119H175V120H174L173 118H171L172 120H170ZM32 118H33V119H32ZM41 118H43V117L41 116ZM82 118H84V120L86 121V122H84V123H86V125L83 123L84 126H82V124H81L82 121H84V120H81V121H80V119H82ZM137 118H136V119H137ZM11 119H12V120H11ZM19 119H20V120H19ZM27 119L30 120L31 122L27 121ZM50 119H51V120H50ZM52 119H54L53 122H52ZM55 119H56L55 117H53V118H49V120L52 122L51 124H49L50 121L47 122V124H49V126L52 125V124H53V126L48 127V126H46L47 124L44 125V124L46 123V122H45V123L42 125L43 128L41 127V124H40V127H41L42 129H41L40 127H37V128H39V129H38L39 131H38V130H36V131H38L39 134H40L41 132H43V134H44V136H45V137H43V134H40V136L43 137V139H42L41 141H44V140H45L44 138H46V135H49V133H50V135H51V133L54 134V135H52V137L55 136V132H58L57 134L60 133V136H61V137L58 135L60 139H61V138L64 139V138L66 137V131H67V129L65 130L66 127H64V126L70 124V122L67 123V122L65 121V123L62 122L63 124H62V123H61V124L59 123V125H58V123H56V122H57V121H58V122H61L60 120H62V119H58V117H57V120H55ZM67 119H68V118H67ZM67 119H66V120H67ZM138 119H137V120H138ZM184 119H185V118H184ZM9 120H11V122H10ZM137 120H136V122L139 121V120H138V121H137ZM173 120H174V122H173ZM187 120H184V121L186 122ZM8 121H9L10 124L8 123ZM16 121H17V122H16ZM19 121H20V122H19ZM47 121H48V119H47ZM78 121H80L81 123L78 122ZM170 121L173 122V124H176V125H173V126H172V125H171L172 123H171ZM184 121L181 122V123H182V125H183V124L185 125V128H187L186 126L189 127V126L191 125V123H189L191 120H189V122L187 121L189 125H186V123H184ZM5 122H6V125H5ZM42 122H44V120H43ZM54 122H55V124L58 125V126L54 125ZM76 122L80 123L81 126H80L79 124H77ZM136 122H135V123H136ZM31 123H33V124H31ZM72 123H73V124H72ZM135 123H134V124H135ZM138 123H140V121H139ZM138 123H137V124H138ZM11 124H12V125H11ZM16 124H17V125H16ZM87 124H88V125H87ZM179 124H180V123H179ZM258 124H260V123H258ZM262 124L264 125V122H263ZM262 124H261V125H262ZM9 125H10V126H9ZM63 125H64V126H63ZM180 125H181V124H180ZM184 125L181 126L182 129H181V127H179V125H177V127H178L179 129L174 128V129H176L177 132H176L175 130H171L172 128H171V129L169 128V129H170L169 131L172 132V133H170V134H172V135H170V136H172V138H170V137H169V134H167V133H168V130H167L166 135L168 136V138L164 137L163 140H161L162 142L166 143V144H165L166 146H165V145H162L163 143H161V142H160V139H159L160 136L157 135L156 139H157L158 141H157V140H153L154 142H152L150 145H146V144H145V141H142V140H141V139H142L141 137L137 139L138 143H136V144H135V142H136L135 140H134L135 142L132 141V143H134V144L136 145V146L133 148V145H134V144H133V145H132V148H133L134 150L138 151L140 155H143L144 153L147 154V152L150 151L149 149H152V148L154 147L155 144H156V146H157V144H159L158 147L163 148V146H164V150H162V149L159 150V148H158V149L156 150L155 157H157V158L159 157L160 159H163V158H164V159H167V160H168L167 156L169 157L168 154H171V153H166V152H168V151L170 152L169 147H170V149H172V147H173V148L175 147L177 150L180 151L181 147H182L183 145H185V144H184L185 141L181 142L182 140H181L180 138H179V140H181V141H178V140L175 139V137H177V136H175V137L173 136V131L176 132V133L174 132L175 135H178L177 133H180L179 136L181 135V133L185 132V130H184L185 128L183 129ZM261 125H260V126H261ZM263 125H262V126H263ZM17 126H18V127H17ZM28 126H29V127H28ZM44 126H46L45 128L48 127L47 130L44 128ZM62 126L64 127V128H63L64 130H62V128H61ZM68 126H69V125H68ZM68 126H67V127H68ZM77 126H78V127H77ZM138 126H140V125H138ZM138 126H137V127H138ZM257 126H258V125H257ZM262 126H261V127H262ZM3 127H4L5 129H3ZM135 127H136V126H135ZM190 127H191V126H190ZM258 127H259V126H258ZM10 128H11V129H10ZM13 128H14V129H13ZM28 128H29V129H28ZM37 128H36V129H37ZM138 128H139V127H138ZM224 128H225V127H224ZM224 128H223V129H224ZM8 129H9V130H8ZM16 129H17V130H16ZM40 129H41V130L45 129V130L41 131ZM79 129H80V128H79ZM4 130H5V132H4ZM6 130H8V131H6ZM12 130H13V131H12ZM25 130H26V131H25ZM53 130H54V131H53ZM159 130H158V131H159ZM182 130H184V131H182ZM14 131H15V132H14ZM23 131H24V132H23ZM40 131H41V132H40ZM44 131H46V132H45L46 134L44 133ZM47 131H48L49 133H48ZM160 131H159V132H160ZM6 132H7V133H6ZM62 132H64L65 134L62 133ZM7 134H8V136H7ZM18 134H20V135H18ZM57 134H56V135H57ZM61 134H62V135H61ZM37 135H38V134H37ZM37 135H36V136H37ZM50 135L48 136V138H49V140H48L49 143H47L48 146H49V144H51V143L54 142V140L52 141V137H51ZM10 136H11V137H10ZM40 136L38 135V137H36V140H35V141H40V139H41ZM62 136H63V137H62ZM7 137H8V138H7ZM9 137H10L11 139H10ZM39 137H40V138H39ZM142 137H143V136H142ZM158 137H159V138H158ZM173 137H174V138H173ZM18 138H19L21 141H20ZM38 138H39V140H38ZM53 138H55V140H56L57 136H55V137H53ZM145 138H146V137H145ZM145 138H144V139H145ZM169 138H170V139H169ZM57 139H58V138H57ZM144 139H143V140H144ZM161 139H162V137H161ZM165 139H166V140H165ZM177 139H178V137H177ZM3 140H5V141H3ZM16 140H19V141H20V143H18L19 145L17 144V141H16ZM23 140H24V139H23ZM46 140H47V139H46ZM46 140H45V141H46ZM175 140H176V142H175ZM8 141H9V143H8ZM13 141H14V142H13ZM41 141H40V143H42ZM48 141H46V142H48ZM168 141H169V143L172 141V142H171L172 145H170V144L167 145ZM177 141H178V142H177ZM4 142H5V143H4ZM209 142H210V141H209ZM34 143H36V142H34ZM40 143L37 142L36 144H38V145L41 146ZM80 143H81V144H84L83 141H82V142L80 141ZM154 143H155V144H154ZM160 143H161L162 146H160ZM210 143L212 144L213 142H210ZM210 143H209V144H210ZM8 144H9V145H8ZM15 144H16V145H15ZM42 144H45V143H42ZM211 144H210L209 146H211L210 148H213V146H212ZM13 145H15L17 148H14L15 146H13ZM23 145H24V146H23ZM32 145H33V144H32ZM32 145H30V144L28 145V143L26 144L27 147H28V146L31 147ZM151 145H153V147H152ZM178 145H179V146H178ZM180 145H181V146H180ZM12 146H13V147H12ZM22 146H23V147H22ZM50 146H51V145H50ZM50 146H49V147H50ZM148 146H149V147H148ZM150 146H151L152 148H151ZM20 147H22V148H20ZM136 147H137V148H136ZM183 147H184V146H183ZM135 148H136V149H135ZM155 148H156V147H154L153 149H155ZM167 148H168V150H166ZM175 148H174V151H177V150H175ZM1 149H2L3 152L1 151ZM182 149H184V148H182ZM182 149H181V150H182ZM16 150H15V151H16ZM19 150H18V151H19ZM143 150L145 151L144 153H143ZM146 150H148V151H146ZM165 150H166V151H165ZM15 151H14V152H15ZM174 151L172 150L171 152H173V154H174ZM179 151H177V152L175 153V157H176V158L178 157L177 154H179V153H178ZM200 151H201V150H200ZM16 152H17V151H16ZM21 152H23V149H22V151H19V152H17V153H14V154H17V156H14V157H13L14 159H13V158H12V159L15 161V159H17V157H20L19 154L21 155V154H22ZM33 152H34V151H33ZM33 152H32L33 156L36 155V156H34V157H36L35 161H36V160H37L36 162L39 161V162H38L39 164L42 162V160H44V162H46L45 159H47L46 157L49 156V154H48L43 148H41V147H40L39 149L36 150L35 154H34ZM42 152H43V153H42ZM45 152L47 153V156H45V155H46V154H44ZM162 152H163V153H162ZM164 152H165V154H164ZM180 152H181V151H180ZM37 153H38V154H37ZM157 153L159 154V156L157 155ZM161 153H162V154H161ZM32 154H31V155H32ZM42 154H43L45 157H44ZM146 154H145V155H146ZM160 154H161V156L164 154V155L162 156V158L160 157ZM156 155H157V156H156ZM166 155H167V156H166ZM171 155H172V154H171ZM171 155H170L169 159H171V157L174 156V155H172V156H171ZM165 156H166V157H165ZM2 157H3V155H2ZM15 157H16V158H15ZM31 157H32V156H31ZM42 157H44V158H42ZM0 158H1V157H0ZM48 158H49V157H48ZM1 159H2V158H1ZM12 159L10 160L11 163H9V164H10V166H12L13 168H12V167H10V168H11L12 171H14V172L16 171V172H15V173L12 172L11 174H8V175H7V179H6V178H5L6 176H3V175H2V173H4V171H5V166H0V179L5 178V180H9V179H10L11 181L15 180V181H19V182H21L20 179L24 178V179H22V181H24V180L26 179L24 176H27V177H28V174H29V176H30L32 170L35 171V169H31V170H30V169H29V170L25 169L24 166H22V164H19V163H20V162L18 161L19 158L16 160V162L13 161L14 163L12 162ZM32 159H33L32 162L34 163V162H35V161H34V158L32 157ZM172 159H175V158L172 157ZM47 160H48V159H47ZM17 161H18V162H17ZM48 162H49V161H48ZM48 162H47V163H48ZM15 163H16V164H15ZM74 163H75V162H74ZM74 163H73V164H74ZM77 163H78V162H76V164L74 165L75 167H76V165H78L77 170L75 169V167L73 166V164L71 165V168L74 167V169H75V171H74V169L72 168V170L74 171V173L77 172V171L85 170V168H87V167L83 168V166H85V163H84V162H83L84 164H82V162H81V163L79 162L78 164H77ZM14 164H15V165H14ZM17 164H18V165H17ZM36 164H37V163H36ZM45 164H46V163H45ZM45 164H44V163H43V164L41 163V165H43V166H44ZM81 164H82L83 166H82ZM34 165H35V164H34ZM34 165H33V166H34ZM41 165H40V166H41ZM16 166H17V167H16ZM40 166H38V164H37V167H36V165H35L34 167L37 168V170L39 171V173H42V172H43V174H44L45 176H47L48 174H49L48 176H51V173L54 172V171H51V172H50V171H48V169H46L47 166H48V168H51V167H52V166H50L49 164H48V165L46 164V165H45L46 167L44 166V167H45V171L42 170V169H40ZM43 166H41V168H43ZM15 167L17 168L18 171L15 170V169H16ZM34 167H33V168H34ZM80 167H81V168H80ZM18 168H19V169H18ZM3 169H4V170H3ZM22 169H23V170H22ZM39 169L42 170V172H40ZM51 169L53 170V168H51ZM1 170H3V171H1ZM19 170H20V172H19ZM37 170H36L35 172L38 173ZM46 170H47L48 173L46 172ZM28 171H30V173H28ZM220 171H221V170H220ZM232 171H233V169L231 170V172H232ZM23 172H24V173H23ZM44 172H46V173H44ZM225 172H226V171L223 172V175H224ZM229 172H230V171H229ZM231 172H230L229 175H228V174H225V175H224V178H223V180H224V184H226L225 187L228 188V185L230 186V184H229L230 180H231V185L234 186V184H232V183L234 182V183H235V186H236V189H234L235 186L233 187V191H230L229 188H228L229 193H230V194H229V198H231V196H232V200H234V199H236V200H240V199H242V200L239 201L241 205H240L239 203H237L236 200H234V201H235V204H232L233 206H229V207H228V209H230V207L233 208V209H230V210H232V211H229V212H230V214L233 213V210L236 209L237 205H238V207L241 206L240 208H237V209H238V212H239L240 209H242V206L244 205L242 211H243V210H245V211L248 210L249 213H250L249 215H252V217H253V215H255V213H256V214L259 213L260 205H259V201H257L258 204L255 206V203H256V202L253 200V199L255 198V196H254V198H253V195L251 196L250 193H251V192L254 193L256 190H258L259 192H262L261 189L264 191V188H262V187H264V181L262 180V181L260 182V181H259V180H260L259 177H257L258 175L254 174V172H252V173L254 174V179H255V180L257 179L256 181L260 182V184H259V183H257V182L255 181L256 184H257V185H260L261 187H259L260 189H259V188H258V189L255 188L254 191H253V190H252V189H253L252 187L255 186V185L252 186V185L250 184V182H249V184L252 186V187H251L252 189H251V191H250V190H248L249 187H250V185H249L247 182L249 181L248 179H249L250 176H251V179H250V180L253 181V182H251V183H254V179H253V177H252L253 174L250 173L249 171H243V172H240V171H239L240 174L242 173V175H243V173L245 172L246 174L244 173V175H246L247 177H249V178L247 179V177H245V176L243 175V178H246V179H247V180H246V183H247L249 186H247L248 188H245V186L243 185V188H242V185H241V184H242L243 179H242V181H240V179H241L242 176L239 175V178H240V179H239V178L237 179L236 176H237V174H238L239 172H237V170H236L235 174H233L234 172L232 173L234 176L236 175L235 177H233V179L236 178L239 182H241V183H238V181H237L236 179L233 181V179L231 178V177L233 176V175L231 176ZM247 172H249L248 175H247ZM37 173H36L35 175H37ZM39 173H38V175H41V174H39ZM189 173H190V175H192V176H193V174H194V172H189ZM189 173H188V174H189ZM46 174H47V175H46ZM219 174L222 175V171L219 172L218 175H219ZM250 174H251V175H250ZM52 175H53V174H52ZM190 175H189V177H190ZM221 175H220V176H221ZM226 175H227V176H226ZM187 176H188V175H187ZM192 176L190 177V179L192 178ZM229 176H231V177H229ZM255 176H256L257 178H255ZM226 177H228V179H227ZM230 178H231V179H230ZM190 179H189V180H190ZM226 179H227V180L230 179L229 182H226V181H227ZM258 179H259V180H258ZM150 181H151V180H150ZM150 181H148V183L146 184V185H147V186H146L147 188L145 187V188H146V189L144 190L145 193H144V192H141L139 196H141L142 193H143V194H146V195L148 194L147 196H148L149 198H148V200L145 199V202H147V201L150 200L149 202H150L151 205H149V206L151 207L152 204H155V205H156V204H160V203H157V201L159 200V197H158V199H157V195H158V194H161V195H158V196H161V197H160V200H159L158 202L162 201V199H163V195H164V199H163V200H164V201H165V200L167 201V202L165 201V202L167 203V205H166V204H163L162 206H165V205H166L168 208H170V210H171L172 213H173V214H171L173 217L170 215L172 218L168 217V219H167L170 223L167 222V221L165 220V221H164L163 223H161V225H160V226H162L163 234L166 235V238H167L168 240H169V239L172 240V241L170 240V242H171L172 244H170V246L168 245L169 248H168V250L165 251V254H166V255L164 256V257H165V258H164L165 260H169V259H170V260H169V262H171L170 264H173L172 261L175 262L174 264H178V260H179L180 258H182V259H186V261H188L190 256H189L188 259H187V254L189 255V254L192 252V251L190 252V250H192V248H193V250L195 249V250L193 251V252H195V253H197L196 251H198V250L200 251V252L198 251L199 253L202 252V254H199V253L197 254V255H201V257L199 256V260H200L201 258H203V262H201L202 264H205L206 262H207L208 264H209V263H210V264H213V263L215 264V261H217L216 264H220L221 262H222V263L224 262L223 264H230V262H232V261L234 262V263L232 262V264H237V263H238V264H241V262L245 261V260L243 259V256L246 254L247 249H248L249 251H251V254H252V253L254 254V253H255V250H256V253H255V254H258L257 256H261V255H262V257H263L264 252L261 253V252H260V249L258 248V247H261V249H262V246H263V251H264V243H263L262 241H261V242H262L261 245H260V243H259V244L256 243V245L258 244V246H253V245H255L254 243L251 244V249H249V247H248V243L246 242V240H245L244 243H245V244L247 243V244L245 245V246H247V247L243 246L244 243L242 244V242H241V241H243V236H246L247 233H250L251 235H252V233H253V235H254V232L256 231L255 234L258 236L259 239H261V238L259 237L260 235H264V234H262V232H261L263 229H262L260 226H258V227H259L260 229H262V230H260L258 227H254L252 224H251V225L254 227L253 229L250 228L251 225H248L249 228H247V225H246V223L244 222V220H246V219L243 220V218H246V217H243V215H244V214L247 215L248 211H247V213H242V217H243V218H242L241 221L245 224V226H246V228H247L248 230L251 229V232H249L248 230L245 229V227H243L244 224L241 226L242 222L239 220L240 218H239L238 220L240 221L241 224L239 223V221L237 220V218H235V222H234V220H233V221H232L233 223H231L232 225L229 226V225L227 224L228 226H226V227H230V228L232 229V233H233V234L236 233L235 235H233L234 237H233L232 235H229V234H231L230 232H229V234H227L228 231H229L228 228H226V230H224V228H223V231H224V232H222V233H223L222 236H223V235L225 236L226 234L229 236V237L227 236V237L229 238V240H230V243H228V244H231L232 239H233V241H234V242H232V244H233V243L238 244V241H239V246H238V245L235 246V244H233V245H234V249H235V247H236V249H237V246L239 247L238 250H235V251H234L236 254L238 253V254H237V256L239 255L238 257H235L236 254L234 253L235 255H233V256H229V257H230L229 259H232L231 261H229V259H228V260L226 259L227 261H229V262L227 263V261L223 260L224 258H218L217 255H216V256L213 255V251H215L216 249L218 250L219 248H224V247H226V250H225V248L222 250V251L225 252V253H226V251L229 249V246H228L227 244H223V243H227V241H228L226 236H225L226 239L224 238V236H223V237L221 236V237H220V240H219L220 242H218V243L214 242V243H215V247H214V245H213L214 249L212 248V245H210L212 242H210V244H209V243H208L209 241L207 242V241L204 240V239H203V240H204L206 243L202 241L201 243H202L203 245L200 243V241H201L202 239H201L200 241L198 240L199 245L201 244L202 246H204V248H205L204 251H203V249H202V248H203L202 246H200V247H201V248H200L199 246H197L198 243H197V245H196L195 240H194L193 238L196 237L197 239H199V237H198L197 235H199L200 238H201V237H202L201 235L203 234V232L206 233V232L209 230L208 227H209L210 229H212V227L214 228V226H215V229H217L215 224H217L216 222H217L218 220H216L215 218H218V215H217V213H215V214H213L214 212L212 213V211H213L212 208H214L215 205H216L217 207L220 205V204H218L219 201H216V198L212 200V202H213L214 204H211V205H213L214 207H213V206L211 207V205H210L211 201H210V202H209L208 200L206 201V202L209 203V206L206 207V209H205V210L207 211L206 214H205L206 216H204V214H202L203 219H205V217H209V215H210L209 218L214 217L215 220H214V219L206 218V221H208V222H211V220H212L211 224L208 223V222H207V224H205L206 221H203V220L201 219V220H200L201 222H198V224L200 223V224H199V228L201 229V230H200V229L198 230V232H199L198 234H195L192 230H187L188 228H186V226H185L186 231H185V229H184V230L181 229V230H182V233H181V230H178V232L180 231V233H179L178 235H177V233H175V234H176V235H175L174 232L172 231V230L175 229V228L173 229V227H175L176 225H178L179 222L181 223V220H183V219H182L183 217L180 216V212H182V211L185 212V211L191 210V209H190V208H191V207H190L191 204L188 206L187 204H189V203L184 202V201L189 202L188 199H186V198H184V199H186V200L182 199V198H181L182 196H180V194H177L178 196L176 195V197H175V196H171V197H169L172 193H171V194H170V193L167 194L166 192H169L171 187H169V186L167 185V184H169V183H168V182L166 183V180H165V181H161L162 184H159V183H160L159 181L152 180L151 183H150ZM154 181H155V182H154ZM236 182H237L238 184H237ZM243 182L245 183V179H244ZM262 182H263V183H262ZM165 183H166V184H165ZM227 183H228V184H227ZM244 183H243V184H244ZM148 184H149V185H148ZM155 184H156V185H155ZM236 184H237V185H239V184L241 185L240 190H241V189L244 190V188H245V190L247 189L246 191H247V193H249V194H248V195H247L246 193L244 194L243 192H244L245 190H244V191H240V190H238L239 187H237ZM254 184H255V183H254ZM151 185H152V186H151ZM166 185H167V186H166ZM245 185H246V184H245ZM257 185H256V186H257ZM150 186H151V187H150ZM156 186H157V187H156ZM160 186H161V188L163 187V188H162L163 191H162V189L160 188ZM256 186H255V187H256ZM148 187H149V188H148ZM150 188H151V189H150ZM237 188H238V189H237ZM147 189H148L149 191H148ZM156 189H157V190H156ZM160 189H161V190H160ZM168 189H169V191H167ZM230 189H232V187H230ZM18 190H19V189H18ZM237 190H238V192L240 191V194H241V192H242V194H244V195L241 194V196H246V195H247V196H246V199H245V197L240 198L241 196H239V193H238V194L234 193V192H237ZM14 191L16 192L17 190H14ZM14 191H13V192H14ZM158 191H160V192L158 193ZM172 191H173V189H171L170 192H172ZM248 191H250V192H248ZM258 191H256V193H254V194H258ZM13 192H12V193H13ZM15 192L13 193L14 195H13V194H12V195L15 196L16 198L21 197V195H22V193H23V191H22L21 189H20V191H18L19 193L22 192V193L20 194V196H19L18 192H16L17 195L15 194ZM155 192H157V193H155ZM174 192H175V191H173V193H174ZM210 192H211V191H210ZM150 193H151V194H150ZM162 193H163V194H162ZM232 193H233L234 195H233ZM253 193H252V194H253ZM149 194H150V196H149ZM152 194H153V195H152ZM175 194H176V193H175ZM207 194H208V193H207ZM207 194H206V195H207ZM235 194H236V197H235ZM154 195L156 196V198L154 197ZM168 195H169V196H168ZM173 195H174V194H173ZM237 195H238L239 199L237 198ZM193 196H194V195H193ZM250 196H251V199H252L253 201H252V200H251V201L249 200V199H250ZM153 197H154V198H153ZM172 197H173V198H172ZM188 197H189V196H188ZM194 197H195V196H194ZM204 197H205V196H204ZM248 197H249V199H247ZM152 198H153V199H152ZM169 198L172 199V200H170ZM190 198H191V197H189V199H190ZM213 198H214V197H213ZM233 198H234V199H233ZM0 199H2V198H0ZM151 199H152V200H151ZM191 199H193V198H191ZM194 199H195V198H194ZM244 199H245V200H244ZM5 200H6V199H5ZM5 200H3V199L0 200V206H1V208H2L3 206H5V204H6V202H7V201H5ZM140 200H141V202H142V199H140ZM210 200H211V199H210ZM248 200H249V201H248ZM143 201H144V200H143ZM153 201H154V202H153ZM164 201H163V202H164ZM169 201H170V202H169ZM192 201H193V200H192ZM215 201L218 202V203H216ZM163 202H161V203H163ZM190 202H191V201H190ZM171 203H172V204H171ZM182 203H183V205H182ZM185 203H186V205H185ZM208 203H207V204H208ZM231 203H232V202H231ZM231 203H229V204H231ZM233 203H234V202H233ZM236 203H237V204H236ZM242 203H244V204H242ZM229 204H228V205H229ZM160 205H161V204H160ZM170 205H171V206H170ZM179 205H180V206H179ZM245 205H246V206H245ZM169 206H170V207H169ZM175 206H176V208H175ZM206 206H207V205H206ZM247 206H248V207H247ZM73 207H74L73 210L76 211V210H75V207H76V206L73 205ZM156 207L158 208V207H161V206H157V205H156ZM167 207H166V208H167ZM181 207H182L183 209H182ZM210 207H211V208H210ZM217 207H215L214 210H215ZM246 207H247V209H246ZM254 207L256 208V211H255V208H254ZM179 208H180V209H179ZM207 208H209V209H207ZM234 208H235V209H234ZM253 208H254V209H253ZM237 209H236V210H237ZM249 209H250L251 211H250ZM168 210H169V209H168ZM170 210H169V211H170ZM176 210H177V211H176ZM208 210L210 211L209 213H208ZM257 210H258V211H257ZM173 211H174V212H173ZM178 211H179V212H178ZM227 212H228V211H227ZM229 212H228V213H229ZM234 212H235V214L238 213V212H236V211H234ZM243 212H244V211H243ZM253 212H254V213H253ZM257 212H258V213H257ZM174 213H175V215H174ZM176 213H177V214H176ZM203 213H205V212H203ZM207 214H208V215H207ZM230 214H227V215H229V216L231 217ZM233 214H234V213H233ZM212 215H213V216H212ZM216 215H217V217H216ZM245 215H244V216H245ZM179 217H180V218H179ZM173 218H174V219H173ZM178 218H179V219H178ZM172 219H173V220H176V219H177V221H174V222H177V223H173V220H172ZM207 219H208V220H207ZM218 219H219V218H218ZM179 220H180V221H179ZM248 220H249V219H248ZM186 221H187V218H186ZM186 221H184V222H186ZM202 221L205 222V223H202ZM236 221L238 222L236 225L239 224V225H240V228H241V227L244 228V229H239V227H238L239 230H238V229H237V230H238V232L240 233V235H239V233H238L236 230H235V232H234V229L237 228L236 225L234 226V224L236 223ZM249 221H251V220H249ZM213 222H215V223L213 224ZM246 222H247V221H246ZM253 222H254V221H253ZM188 223H189V222H188ZM250 223H251V222H250ZM166 224H167V225H166ZM168 224H171V225L168 226ZM173 224H174V225H173ZM198 224H197V225H198ZM209 224H210V225H209ZM247 224H249V223H247ZM253 224H254V223H253ZM200 225H201V226H200ZM202 225H203V226H202ZM204 225H205V226H204ZM212 225H214V226H212ZM239 225H238V226H239ZM254 225H255V224H254ZM33 226H34V224L32 223L31 226H29V228H31V227H33ZM171 226H173V227H172V230H171ZM231 226H233V228H232ZM252 226H251V227H252ZM255 226H256V225H255ZM204 227L207 228V229H205ZM234 227H235V228H234ZM262 227L264 228V226H262ZM29 228H28V229H29ZM197 228H198V226H197ZM203 228H204V231L202 232V229H203ZM23 229H24V228H22V229L20 230V232H19V231H18V232L21 233V231H22ZM215 229H212V230H210V231H214ZM256 229H258V232H257ZM29 230H30V229H29ZM29 230H27V232H23V231H22L24 234H23V233H21V234L25 235L24 238H22L23 236L21 237V236L18 234V236H20V237L22 238V240H21V238H19V237H18L19 239H17V236H16V241L19 240V241L21 242V243H18V241H17L16 244H17V243H18L17 245L21 244V245H19V246H23V247H21L22 249L25 248V245H26V246L29 245V243H30L29 240H30V241L32 240V235H31L32 232L29 233V232H28ZM227 230H228V231H227ZM244 230H246V232H247L246 234H245ZM254 230H255V231H254ZM259 230H260V231H259ZM174 231H176V230H174ZM183 231H185L186 233L183 232ZM191 231H192L193 233H192ZM200 231H201V232H200ZM252 231H254V232H252ZM169 232H170L171 234H170ZM172 232H173V233H172ZM208 232H209V231H208ZM226 232H227V233H226ZM259 232H261V233L259 234ZM263 232H264V230H263ZM38 233H39V232H38ZM38 233H36V234H38ZM224 233H226V234H224ZM243 233H244L245 235H243ZM41 234H42V233H39L38 235L41 236ZM168 234H169V238H168V236H167ZM194 234H195L196 236H194ZM258 234H259V235H258ZM38 235H37V236H38ZM170 235H171L172 237H171ZM179 235H180V236H179ZM247 235H249V234H247ZM174 236L176 237V239H174ZM178 236L181 238L182 241H181V240H178V239H180ZM203 236H204V235H203ZM235 236H236V237H235ZM170 237H171V238H170ZM231 237H232V238H231ZM238 237H239V238H238ZM28 238H29V239H28ZM196 238H195V239H196ZM221 238H224V239H222V240H225V241H224V242L221 241ZM230 238H231V239H230ZM235 238H237V239H239V240L237 241V239H236V241H235ZM27 239H28V240H27ZM25 240H26V241H25ZM193 240H194V241H193ZM226 240H227V241H226ZM240 240H241V241H240ZM261 240H262V239H261ZM176 241H180V242H176ZM192 241H193V242H192ZM196 241H197V240H196ZM23 242H25V243H23ZM28 242H29V243H28ZM175 242H176V243H175ZM191 242H192L193 244L195 243V244H194L195 247H194V245H193ZM240 242H241V243H240ZM12 243H15V240H14V242H12ZM178 243L181 244V245L179 246ZM189 243H191V245H190L191 249L188 250V248H190L189 245H188ZM214 243H213V244H214ZM168 244H169V243H168ZM175 244H176V245H175ZM186 244H187V245H186ZM208 244H209V247L211 246V249L208 248ZM218 244H219V245H222V247L219 246ZM183 245H184V246H183ZM192 245H193V247H192ZM223 245H225V246L223 247ZM181 246L184 247L185 249H184V248H181ZM240 246H241V247H240ZM178 247H179V248H178ZM196 247L198 248V250L196 249ZM242 247H244L245 250H243ZM256 247H257V248H256ZM171 248H173V251H171V250H172ZM174 248H175V249H174ZM176 248L179 250V252H180V251H182V252L178 253V250H177ZM170 249H171V250H170ZM186 249H187V250H186ZM207 249L210 250V251L208 252ZM212 249H213V250H212ZM241 249H242V251H241L242 254H239V253H240L239 251H240ZM169 250H170V251H169ZM201 250H202V251H201ZM205 250H206L207 252H205ZM219 250H220V249H219ZM219 250H218V251H219ZM253 250H254V251H253ZM168 251H169V252H168ZM174 251H175V253H174ZM211 251H212V255H213V256L211 255ZM236 251H238V252H236ZM243 251H244V252H243ZM252 251H253V252H252ZM261 251H262V250H261ZM189 252H190V253H189ZM193 252H192V255L195 254V253L193 254ZM203 252H205V254L208 253V255H205ZM219 252H220V251H219ZM257 252H258V253H257ZM129 253H131V252L129 251ZM167 253H168V254H167ZM172 253H173V254H172ZM216 253H217V251H215V254H216ZM221 253H222V252H221ZM260 253H261V254H260ZM170 254L172 255V257H170ZM184 254L186 255V257H185ZM222 254H224V253H222ZM249 254H250V253H249ZM253 254H252V255H253ZM176 255H177V257H178V255H179L178 260H177V258L175 257ZM190 255H191V254H190ZM192 255H191V257H192ZM209 255H211V256L209 257V259H207V260H209V262H208L204 256L207 257V256H209ZM241 255H242V258L240 259V256H241ZM21 256H22V255H21ZM202 256H203V257H202ZM214 256H215V258H213ZM211 257H212V258H211ZM216 257H217V258H216ZM167 258H168V259H167ZM173 258H174V259H173ZM204 258H205V259H204ZM207 258H208V257H207ZM210 258H211L212 260L214 259V260H213L214 262H212V260H211ZM233 258H234L235 260H234ZM237 258H238V261H237V263H235V261L237 260ZM3 259H4L3 250H1V248H0V263H2V264H4V260H3ZM182 259H181V260H182ZM192 259H194V258H193V257L190 258V260H189L190 263L188 262L187 264H191V263H193V261L195 262V260L192 261ZM215 259H219V260L222 259L223 261L221 260V262H220L219 260H215ZM255 259H256V258H255ZM263 259H264V257H263ZM181 260L179 261V263L181 262ZM200 261H201V260H200ZM204 261H206V262L204 263ZM253 261H254V262H253ZM253 261H252L253 263H252V262H249V263H251V264H254V263H255V264H256V263H258V264H263V262H264V260H262V263H261V260H259V259L257 260L258 262H256V260H253ZM166 262H167V261H166ZM218 262H220V263H218ZM259 262H260V263H259ZM18 263H20V264H21V263H22V264H27L25 261H23V257H21V259H19V261H18L16 264H18ZM207 263H206V264H207ZM222 263H221V264H222ZM249 263H246V261H245V264H249ZM125 264H126V263H125ZM193 264H194V263H193ZM242 264H244V262H243Z\"/></svg>",
	"mask_w": 264,
	"mask_h": 264
}]
</instances>
